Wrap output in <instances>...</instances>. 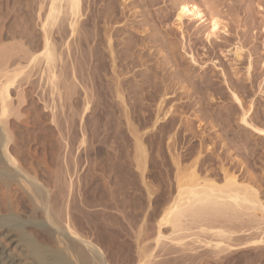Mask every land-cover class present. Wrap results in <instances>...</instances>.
I'll use <instances>...</instances> for the list:
<instances>
[{"label": "rangeland", "instance_id": "obj_1", "mask_svg": "<svg viewBox=\"0 0 264 264\" xmlns=\"http://www.w3.org/2000/svg\"><path fill=\"white\" fill-rule=\"evenodd\" d=\"M13 1H14V3H13ZM49 1L51 2V0H22V2H21V0H18V1L17 0H3L2 2L0 0V26L3 25L2 28L5 26L4 28L6 29V31L4 32V28H3L2 35L0 36L1 40L3 39L0 42V48H2L3 46H6L7 48L6 47H4V49L2 48V52L5 51V53H6L5 56L6 57H7V55L9 56V54L11 55V56H9V57H7L5 59V56L4 55L1 56V53L2 52H1V49H0V56H1L0 58H2V59H0V62H3L2 64L6 65L5 67L9 66V68H6L7 71L9 70L8 73L10 71L12 73L13 72L12 71L13 69H14V71H17L18 69L20 70V68L23 67V66H26V67L28 66L29 67L28 61H26L27 62V64H26V62H24V59H22L25 56L27 57V55H30V56L33 55L32 54L33 53L32 48L34 47V45H32V48L31 47H28V45L26 47V44L28 42L26 41L27 39L24 37L25 36V33H23V32H26V29L28 27H30V29L28 28V31H31L32 33L34 31L36 44L38 45V47H37L36 44H35L34 54L37 55L41 51V47L43 45V41H42L43 39L41 38L42 35H43V33H42L43 31H42V29L40 30V28H41L42 24L44 23L45 17L47 15L46 12H47V10L49 8V5H50V2ZM15 2L17 4L18 3L19 4L17 5ZM20 2L22 3V6L19 7V5L21 4ZM23 2H24V4H25L26 7L24 6ZM81 2H82V0H81ZM182 2H185V3L187 2L189 5H194L195 7H197L202 12L204 18L201 21H198L196 19H188L187 17H183L180 21H178V19H177L178 6ZM62 3H61V7H63V10L64 11H63V14L61 13L59 15V17H58L57 20H59V23L60 22L64 23V24L61 23L60 25H61L62 29L64 30L65 35L68 34V35H66L67 37L65 35H63L64 33L61 34V31L56 30V28H55L56 25L52 29H50V27H49V29L51 30V32H50V30H48V26H46L47 27V30L45 28V32L46 31H49V35L47 34L48 32H46V34L49 37V42L51 41L50 45L53 44V47L56 48V49L54 48V50H55L54 51L55 56H57V55L59 56V54H61L59 57L55 58V62L57 61L56 62L57 64L54 62V67L55 68H53V69L55 71L52 70L54 73L61 72V73H58L59 75L56 73V75H58V77L56 76L58 81L55 80L54 81V84L56 85L58 83L56 86H58L59 84L60 85L61 84H64L63 85L64 88L62 87V85L60 87L59 86L58 87L54 86L53 88H51L52 85H50L49 83H48V85H50V86H47V84H46L45 81L49 82L48 81V79H49L48 76H50V75H48L49 72L47 73L48 70H47V68L45 67V64H44L45 61L43 60V58L42 59L40 58L41 61L39 59V60H37V64L34 63L35 66L37 65L36 68H34L35 67L34 64H33V66L30 64L31 67H29V69H31L30 70L31 73L28 72L29 73L28 75L30 76L31 80H33L32 82L37 81L38 86H37L36 82H35V84H36L35 87L33 86L34 83H33L32 86L30 84H28V83H30V82H28L30 80V78L27 79V82L22 81V80H24L23 78H26L28 76L26 74L27 73V70H28V67H27V69H25L26 68L25 67L24 70H23L24 73H23L22 69H21V71H22V73L24 75L26 74L25 75L26 77L21 78L22 77V74H21V77L19 78V80L20 79L21 80L19 82L20 83L22 82V83L21 84L19 83V86H18V82H16L17 85L14 84L15 87L13 86L10 89L11 90L10 91L11 93L9 92L10 102L8 101L9 102V105H10L9 110L12 111V113L10 111L11 115L9 116L8 119L9 120H13L14 119V121H16L17 116H18L17 114H19L18 118H19L20 121L17 119V122L16 123L19 122V124L21 125V128H20L21 131H18L19 129L18 130H14V131H17L18 133L15 132V133L12 134V136H13V137H11L12 139H14L15 136L17 135L16 136L17 139L15 138L13 140V142L18 141L23 136H26L25 137L26 140L27 139L29 141L30 140H33L32 139L33 137L31 136L32 134H33V136H35L34 138H36V139H34V140H36L35 143L33 141H30V142L28 141L29 143L28 142L26 143L25 141H22V144L24 142L26 143V149L25 150L24 149L21 150L25 146L24 145L25 143L23 144L24 146H22V145L21 146H18L19 149L21 148L20 150H18L19 154H21V155H19V156H21L20 159L21 158H22L21 160L24 159L23 160L24 162L22 161L23 163H26L27 162L26 164H23V165L26 167L27 164H29V161L36 163L37 160L40 158L39 161L41 160V162L38 161L39 164H38V162L36 164H37V167L38 168H40V167L42 168L44 166L45 167H48L49 166L48 163H51L53 161L52 164H51V166H49V167H52V168H47V169H50L51 170L50 171L51 173L53 172L52 176L54 175L53 176L54 179L52 178L51 173H49V170L47 171V169L44 167V171L46 170L45 172H47L46 173L47 174V180L49 182L45 183L46 181L45 182L43 181L45 186L48 184V186H46V187L49 188V190H50V198H51V200L54 197V199L56 201L60 198L59 199L60 202H64V199L61 198V197H65V196L62 194L61 191L58 192L59 188L60 189L62 188V184L60 182L61 181L64 182L65 183V186L67 185V187H68V184H67L68 181L69 182L72 181L69 184H72V186H75V183H74L75 181L74 180H76L78 182V184L76 183V185H77V187H79L80 186L79 184L82 182L81 179L83 178V177L81 178V176L84 175L82 173L85 171V168H87V166H88V169H86L88 172L87 171L84 172V173L87 172L86 173L87 176H86V174L84 176L86 178V180L83 178V180L85 181V183H84V181L82 183L85 186L87 185L86 183H88L89 185L86 186L87 189L83 186L82 188H85L83 190H87L88 193H90V192H92V191L95 190L94 193L95 194L97 193V195H99L98 193L101 192V191H99V186H101L100 187L101 188L100 190L105 189L106 186L103 187L102 185H105L106 182H107L106 185H108L110 191L112 189L111 192L109 191L108 187H107V190L109 192L108 191L106 192V190H105L106 195H108V193H109L111 201H110V199L107 200V198H105L106 196H104V199H105L104 202L107 201V203L106 204L105 203H102L101 206L99 205V207L101 208V209L100 208L99 209L102 210V211H104V215H105L106 218H103L104 217L103 214H102L103 212H100L99 209H98V211L101 213V217H100L99 212H96L97 211L96 209L98 208L97 204H96L97 208H96L95 204H91V205H93V208L90 205L88 206V208H85V211H87V209H88V211L85 212V214H87L86 215V218L88 217V215H89V217H91V219H90L91 221L88 220L89 218H87V219L85 218L86 221L88 220L87 222L89 224V225H87V227L90 226L88 228L91 229V230L89 229L90 230V234H93L94 233L93 230H95L93 228L94 225L91 223L93 221L96 222L98 219H102L105 222V220H106L105 224L101 220L102 221L101 223L104 224V227L105 228L106 227H110V224L113 225V224L117 223V224H115V227L113 225V227L116 228V230H117V227H118V231L119 230L122 231V229L119 228L120 225H122V227L123 228L125 227L124 229H126V232L123 229L124 232H122V233H124V234L122 235V233H120L121 235H120V237H118V240L121 241V242H119V247L123 243L122 246H121V249H120L121 252H122V249L125 250V252H126V250L129 251L128 249H132L131 246L133 247V245H134V250H132V251L135 252V248H136L137 250H136L135 253H138L139 250L142 251V249L144 248V250H143L144 254H146L145 251H147V250H148L147 251V254H148V252L150 253L151 250H149L148 248L153 249V248H151V246L153 245V247H154V245H155V243H154V241H153L152 238L155 236V233L157 231L156 228H155V226L157 225V221H158V218L157 217L160 214V212H158V211L161 210V208H162V206H161L162 204L161 205L158 204V206L160 205L161 208H159L157 206V204H156V210H158V209L159 210L157 211L158 214H157V212H155L156 216H155V214L153 215V217H155L154 220H156V221H153L152 214H150V213H154L153 211H155L154 210L155 209V205H154L155 200L158 201V199H159V202L160 203H163L164 200L167 201L166 200V199H168L167 196H169L171 198V194H172V198H173L174 197L173 195H175V193H176V189H175L176 185L175 184H177L178 181L182 179V178L181 179L179 178V175L182 174L184 176V178L182 180H184L186 178L185 176H187L186 173H189L188 170H187V168L189 166L192 167L191 165H193L196 162V160H197V162H196V165H195V168H196L195 171H196V174L198 173L197 174L198 178H200L199 176H202L204 170L205 171L207 170L206 172H208V174L203 175V177L201 178V180L202 179L204 180V176L208 177V175L211 174V176L208 177V178L210 179L212 177L213 178V179L211 178L212 182L213 181H216L218 183L217 184L218 186L220 184L222 185V182H223V180H222L223 179L222 178L223 176L222 175L223 174H222L221 171H219L220 170V165H221V170H225L226 171V169H227V171H226L227 173H229L228 171H230V169H231V171L233 170L232 171L233 172V175H235V177L237 178L236 180L238 182H240V180H241V182H242L241 185L243 184L242 186H244V184L247 181H248L247 182L248 185H247V183H246V185L248 187L250 186V184L253 183V189L256 191V193L258 191V190H256L257 189V186L256 185L260 184V185H258L259 186L258 187L259 188V191H258V195L259 196L257 195V197H259L258 198L259 201L261 200L260 201L261 202V205L264 208V134H259L258 132H256L252 128V127L258 128V129H260V130L262 129L264 131V0H83V2H82L83 4L81 3V5H82V7H83V9L85 11L81 9L82 7H80V11H81L80 13L82 14V12H83L82 17L83 16L84 17H87L88 16V18H90V19L92 18L91 21L93 20V18L95 16L94 21H95V24L97 26L96 29H97V31H99L98 35L100 36V39L102 41L104 40V42H105V40H106L104 38L102 39L101 35L103 36L105 29L108 28V25L111 26V27L109 26L110 28H112V27L114 28L115 27L116 29H118V34L117 35L114 34V30H111V34H110V36L112 35V40L111 41L114 43V47H116L115 46V43L117 44L118 40H123V39L127 40L128 39L127 40V43H128L129 41H131L132 38L134 39V40L132 39V42H130L132 44L129 43L130 44V46L128 45L129 47L127 46V43L120 45L121 49L118 46L117 47L118 50H117V52L115 51V53H116L115 55L116 56H119V55H117L118 53L122 54V47H125V49L123 48V54H124V51L127 48H128V50L130 48L132 49V50H130V52L132 54H129V51H127L128 53L125 51L126 53L124 54V56L126 55V56H131L132 57V59H133L132 61H131V57L128 59L129 62L131 61L129 64H133V65L135 64V67L137 65V67L134 68L135 69L134 71H136V75H137V78L136 79L137 80L134 79V78H132L131 79L132 81H130V84H132L133 87H134V85L140 86L141 83H142V82H140V80L143 81V82H145L144 81L145 78H146V80L148 79L147 80L148 83L145 82L146 85L144 86L145 89H144L143 92H146V89L148 88L147 89V92L150 94V97H149V94H148V96L146 95L147 96V100H148L147 101L146 100V96H145V94H147V92L145 94L143 93V96H141L142 91H141V94H140V89H138V88L136 89V86H135V89L139 91L138 93L140 94L141 97H139L137 95L136 96L137 99H136V97H133V95H132V99L133 100L131 99V96L128 97V99H130V100H128L127 105L130 106L131 103H134V98H135V100H136V102H135V104H136L135 105V108L136 107L138 108V109L136 108V110H139L140 105L142 106V104H143V106H145L144 107L145 109H142L143 106L140 108L141 109V110H139L140 113H144V111L146 110L147 113L145 112L144 114H146L145 116H147V114L149 115L148 112L151 111L150 112V114H151L152 113V110H153V113H152L153 115L151 114L150 117H149V119H150L149 120V123L152 120L154 121V119H155L154 118V115H155L154 113H156L157 108H161L160 110L162 112L161 113L160 110H159L158 111L159 113L157 112L159 115H157V113H156V116L159 119H161L160 118L161 117L160 115H163V112L166 110V108H167V110H170V112H172L173 110H175L176 113L174 111V113H173L174 115L173 114L172 115H173V117L177 118L176 119V123L178 121L179 116L183 114L179 118L180 119L179 120L180 122L178 121V123H177V124H180V125H177L176 124L177 125V128L175 127L177 130H181L178 133L180 135L177 134L178 131L175 128L173 130H176V132L175 131L173 132L172 130H169V128H164V130H163V133L165 131L166 132L168 131V133L170 132V134L173 132L174 133V136H175V134H177L176 135V138L173 136V140H172V135L167 134V136H165L166 135V132L163 135V133H161L162 129L159 130L161 127H163V122L164 121H161V122L158 121V123L161 125L159 127V129L158 128L156 129L157 132H160V134L158 133V135H157V133H154V132H156L155 131V128L159 126L158 123L153 127V129H152V127L151 128H147V127H149V123L146 124V125H148V126L145 125L146 126V129H148L147 130L148 132L147 131H145L144 133L142 132L141 129L143 128V126L140 127V128H138V134L141 133L138 136L141 137L140 139H142V138L144 140L146 139L145 140L146 141L145 143H147V145H149V148L151 147L150 150L147 147L146 150L148 149V151H146V152H150L151 155L149 153H147L150 156L149 155H146L145 156L144 165H145V163H147V164L145 166H142V165L139 166L140 167V169L138 168L139 169V172H137L138 171V169L136 168L137 165L133 161V163L135 165L132 163L131 169H133V168H135V169L134 170H130L132 172L126 171V173L128 172L127 174L124 173V171H125V169L127 167L124 166L123 164H124L125 160H129V158H130V156L132 154H133L132 157H134L135 156V153H133V150L130 149L131 152H132V154L130 153V150H128L129 152L127 154L125 153V157L122 156L124 154V149H122V148H124L122 145H125L124 140H121L120 141L119 140L120 138H118V140H115V143H116V141H118V143L115 144L114 145L115 147H114L113 146V142H114L113 139H111L110 137H108V138H110L112 140V142H110L112 144L108 143L110 140L109 141L107 140L106 141L107 143H106V142H104L105 140H103V136L100 137L102 135V134H100V135H98L99 137L97 138L98 141L99 140L101 141V138H102L103 141H101V143L102 142L105 143L104 146H103V143L101 144V143H99L97 141L100 145L103 146V147L100 146L101 149H102L101 150L98 143L95 144V145H92V143L93 144L96 143V140L97 139L93 140V136L92 137L89 136V135H91L90 130L87 129L88 130L87 131L86 130V127H85V133L87 134V135L84 134V136H85L84 139L86 141L85 146H87V148H90V146H91L90 149L92 150L91 151V154H89L88 157L90 158L91 161H93L92 162L93 165L96 163L95 166H92L93 167L92 168V167H90V165H92V163L91 162L89 163V161H87V159L89 160V158L87 157V155L89 153L88 149H86V151H88V153H86V151H81L82 153L81 152L80 153L82 154V156L80 154V157H79V154L78 153H79V151L81 149H78V150L76 149L77 148L76 142L78 143V141H79L78 140L79 137H77V139H76V136H79V135H75V134L73 135V133L76 130L73 132L74 127H73V129L71 128L72 129V131H71L72 133L70 135L69 132H70L71 129L68 130V128H70V127L69 126H65V125H68V123L70 125V122L71 121L68 120V117L71 116L72 118L69 117V119H73L74 120V118H75L76 115L75 116L73 114L71 115V113L69 115V112H72V110L71 109H68L69 112L66 110L68 108V105H69V102L68 101H67V108H65L66 107V105H65L66 104L65 103L66 102L65 101V97L66 96L65 95H62V94L66 90L67 83L65 84V83H63V81L68 82L69 85H72V84L74 85L75 82L76 83L78 82L77 84H75L76 86L79 85V86H77L76 90L79 87V89L77 90L78 92H79V90L81 91V93L83 92V90H84V92L86 91L85 92L86 95L83 92V95L85 97L82 94L79 93V96L78 97H80L79 98L80 99V103L78 101L77 107L81 106V108H82V105H80V104L83 103V99L84 98L86 99L88 97V93L89 92L92 93V89H90L91 91H89V87H91V86H88V82L87 81H86L87 83L86 82H81V80H80L82 77H83V81L86 80L85 79V76H84L85 75L84 73H86V70L83 69V71H82V68L84 66V63L87 62V60H86L87 59V56H86L87 55V50L86 51L84 50V49H87L86 48V45L83 43L84 44L83 45V49H82V46H81L80 49H78L77 51H75L76 53L74 52V48L73 47L75 46V44L73 43L72 37L69 36V32L70 31H67V28H68V30H70V28L68 26V22L70 23V21H71L70 18L71 17L69 16V14L66 13V10L64 9L65 2H64V4H62ZM8 4H10V5H8ZM27 4H28V6H27ZM18 7L21 10H19ZM39 7L42 8V9L41 10L39 9V11H38V8ZM23 9H24V14H23ZM14 10L16 12L18 10L19 11L16 13ZM89 11H91V13H90L91 16L88 15ZM92 12H93V14H92ZM64 13L66 15H64ZM20 14H21V16H20ZM25 15L26 16L28 15L27 18H26L28 20L27 22H26V19H24V17H26ZM62 15L64 17H66L64 19V21L62 19V18H64ZM99 15L102 17V19H103V15H105L104 16V20H105V17H106V20L104 22V25H103V21L104 20H102L101 17L98 19ZM67 16H69L70 18L67 17ZM107 16H109V18ZM84 17H83V19H85ZM20 18H21V20H20ZM68 18H69L70 21H68ZM29 19H30V21H29ZM107 19H111L112 21L111 20H107ZM42 20H43V23H40V22H42ZM96 20H97V22H96ZM212 20H216L218 22V25L216 26V28L214 30L212 29ZM19 21H21V22H19ZM94 21H92V22H94ZM98 21H99L100 24L98 23ZM88 22H90V20H88ZM92 22H90V23H92ZM16 23L19 24L18 25V28L20 26H21L20 28H22V26H23L24 29L23 28L22 29L19 28L21 31H18V28L14 26V25H16ZM107 23H109V24L107 25ZM24 24H27V25L30 24V26L25 27ZM63 25L65 27H63ZM12 26L15 27L14 30H13V27ZM99 26H100V28L98 29ZM10 29L12 30V32L9 31ZM17 31H18L19 34L17 33ZM56 31H57V33H56ZM8 32H10V34ZM13 33H16L17 35L16 34L15 35H11ZM23 34H24V36H23ZM55 34H58V35L56 36ZM113 34L116 35V37L114 36L115 39H113ZM130 34H131V36H130ZM18 35L20 37H18ZM59 35H60V38H59ZM133 35H135V37H132ZM21 36H23V39L25 38L24 39V42H26L25 44L23 42V39H21L22 38ZM128 36L130 37V39H129ZM19 38H20L21 41L18 40ZM62 38H64V40ZM71 39H72V42H70ZM19 41H20V43H22L25 46L26 49H24V46H22V44L19 45L20 44ZM37 41H39L41 43V46H40V43L39 42L37 43ZM99 41L100 40L98 39V42ZM102 41H100V42H102ZM67 42L69 44L70 43L73 44L74 46L72 47V45L71 44L70 45L67 44ZM104 42H102V44H104L103 46H102V44L100 45V46H102V48L100 47V49H103L102 50L103 53L106 52V50H104V48H105V45H107L106 42L105 43ZM112 42H111V44H112ZM14 43L16 45H14ZM9 44L13 48L10 47ZM68 45H69V50H68ZM84 46H85V48H84ZM36 47H37V49H36ZM133 47H134V49H133ZM171 47H172V50H171ZM39 48H40V51L38 52ZM6 49H9L8 50V53L6 52ZM11 49H12V51H10ZM17 49L18 50H21V51L18 52ZM23 50H27V51H25V53H27V54L26 55L24 54L22 56V51ZM35 50H36V52H35ZM52 50H53V48H52ZM80 50H82V51L80 52ZM120 50H121V52H120ZM29 51H31V53H29ZM68 51H69V53H71V54H69L70 57H68ZM236 51L238 52V56L235 55L236 54ZM85 52H86V55L84 54ZM171 52H172V54L174 53L173 54L174 56L171 55ZM17 53H18V55H19L20 58L18 57ZM23 53H24V51H23ZM79 53L82 54V57L80 56L81 54H79ZM62 54H63V56H62ZM106 54H108V55H106ZM127 54H129V55H127ZM20 55L22 56V58H21ZM71 55H72V57L76 56V60H75V57L72 58ZM83 55H85L86 57L83 56ZM104 55H106L105 56L106 59H107V57L109 58L108 50H107V52ZM30 56H28V59H29ZM139 56H140V58H139ZM77 57L80 58V59H77ZM59 58H61L60 59L61 61L58 62V59ZM81 58H83V59H81ZM84 58H86L85 61H81V60H84ZM28 59L26 58L25 60H28ZM73 59H74L75 62L72 63L71 60H73ZM106 59H105V61H106ZM5 60H6V64L4 63ZM78 60L81 61V62L79 63ZM107 61H109V63L106 62V64L108 65V67H110L109 68V71H110V69H111L110 59H107ZM82 62H83V64H82ZM121 62L124 63L123 61H121ZM74 63H75V65L73 66ZM77 63H78L79 66L77 65ZM119 63L118 64L116 63V65L118 66V65L121 64V63L120 64ZM160 63L163 64L161 70H163L164 73H163V71H161L160 69H158V65H161ZM80 64H81V67L82 68L80 67ZM109 64H110V66H109ZM77 66L79 68H81V69L77 68ZM32 67L34 68V70H33ZM44 68H46L45 70H46V73L47 74H45ZM72 69L73 70L75 69L74 72H72L73 71ZM117 69H120V68H117ZM145 69H146V71H145ZM76 70H79V71H76ZM41 71L43 72L41 74H44L45 76L48 75V76H46V78H45L44 75H40L39 73ZM140 71H141V73H140ZM62 72H63V74H62ZM75 72H76V74H75ZM81 72H82L83 76H82ZM11 73H9V74H11ZM33 73H34V76H33ZM137 73H140V74H137ZM71 74L74 75L73 77H74L75 82H74L72 76H71L72 79L70 78V75ZM107 74L108 75H107V77H105V79H108V77H110L109 73H107ZM146 74H148V75H146ZM157 74H159L158 78L157 77H153L154 75L156 76ZM38 75H39V77H38ZM63 75H65V76H63ZM59 76H60V79H63V81H61L59 79ZM42 77H44V79H42ZM61 77H63V78H61ZM159 77H161V78H159ZM38 78L41 79L40 82H38L39 81V80H37ZM66 78H68V79H66ZM155 78H156V81L158 79V83H159L158 85H157V82L156 81H155L156 83L153 82V80ZM159 79H162L163 81L164 80L166 81V79H167V81H168V82L166 81L167 85H168L169 82H171L170 84H173V82H174L175 85H173V86L170 85V87L173 90L170 87L167 88V89L164 88V85H165L164 82L165 81L163 82L161 80L162 83H160V80ZM79 80H80V83L81 84L79 83ZM17 81H18V79H17ZM70 81H72L74 83L71 82L72 84H70ZM59 82H61V83H59ZM132 82H134V85H133ZM82 83L84 84V87H83V84ZM160 84H162V85L164 84L163 87L160 88L159 87ZM80 85H82L81 87L84 88L83 90H82V88H80ZM147 85H149V86L146 87ZM162 85H160V86H162ZM185 86H186V88H185ZM152 87H154L153 88L154 93H153V91L151 89ZM158 87L160 88V90L163 89L162 91H160V93H157V92H159V90L157 89ZM34 88H36V89H34ZM50 88L52 89V91H50L51 90ZM59 88L62 89L61 91L63 93L59 91ZM168 89H170V91H168ZM26 90H28V91H26ZM87 91H88V93H87ZM27 92H28V94H27ZM55 92H56V94H55ZM168 92H169V94H168V96H166ZM58 93L60 94L59 96H61V95L63 96V98L61 96V98L63 100L60 97H58ZM65 93L67 95V90H66ZM47 94L50 96V98H49V96ZM131 94H129V95H131ZM155 94L156 95L158 94V97L157 98L160 100L159 101L157 99L159 101L158 103H156V100H154V101L152 100V99H156V96H153ZM51 95L54 98V100L51 97ZM80 95H82L83 97L80 96ZM151 95H152V98H151ZM160 95H162V97ZM163 95H164V97L165 96L167 97L166 100L169 99V101L166 102L167 104L165 102H162L161 103V101H163V99H164ZM41 96L43 97V99H42ZM26 97H27L28 100L26 99ZM142 97H145V100H146L147 103L144 102V100H141ZM31 98L34 99V100H32L33 103L30 101ZM89 98H91L90 97V94H89V97L87 98V100ZM148 98L149 99L151 98V99L149 100ZM138 99L141 100V102H144V103H142V104L139 103L140 101H138ZM18 100L20 102H17ZM52 100H53V103H52ZM87 100H84V101H87ZM125 100L127 102V96H126ZM59 101L61 103H64V104L59 103ZM150 101L153 102V103L155 102V104H153L154 105V109H153V105H152V103H150ZM16 103L18 105V108H17ZM137 103H139V104L137 105ZM145 103H146V105H145ZM150 104L152 106H150ZM156 104L157 105L159 104V105L157 106ZM165 104H166V106H165ZM170 105L174 109L172 107L171 108L170 107H167V106H170ZM32 106H36L37 108L36 107H33L35 109H33V110L32 109H29ZM55 106H56V108H55ZM148 106H149V108L146 109V107H148ZM164 106H165V108H164ZM43 107H45V108H43ZM52 107L54 108L53 110H52ZM16 108H17V110H16ZM76 108H74V110ZM81 108H79L80 109L79 111H81ZM14 109H15L16 112L14 111ZM25 109H27V110H25ZM60 109H62L63 113H62V111ZM162 109H165V110L162 111ZM34 110L36 111V113H38V111H39V113H38V119L35 118L37 116V114H35V111ZM79 111H78V108H77V112L78 113H79ZM141 111H143V112H141ZM18 112H20V113H18ZM53 112H56L55 115L57 117L55 115H54V117H49L50 115L53 116ZM67 112H68V114H67ZM14 113H15V115L13 116L12 114H14ZM29 113H33V115L32 114L28 115ZM243 113L245 114L244 118H245V120L247 121L248 124L242 123L240 121L241 118H242L241 116H242ZM170 114H168V115H170ZM31 115H32V118L34 117V115H35V117L32 119V118H30ZM41 115L43 116L44 119L41 118L42 117ZM117 115H119V114H117ZM28 116H29V118H28ZM66 116H67V122H66V119H65ZM46 117L47 118H51V119H46ZM77 117L78 116H76L75 121H76V119L78 121V118ZM152 117H153V119L151 120ZM184 117L186 118V120H185ZM10 118H12V119H10ZM52 118L54 119V122L56 121L55 118H57V121L58 120L59 121H58V123L56 121V123L60 126V122H61L62 127L60 126V128H59V126L57 125V126H55L56 127L55 128L54 125H56V124L52 121ZM90 118L91 117L89 116V119ZM41 119H43V121L49 120V122L48 121L45 122V125L46 126L44 125V122L41 121ZM147 119H148V117H147ZM181 119L183 121H181ZM27 120H29V121H27ZM34 120H36V122L41 121V123L39 122L40 124L37 123L38 124L37 128L35 126L36 123H35ZM50 120H51L52 125L50 124ZM21 121H23L22 122L23 124H21ZM26 121H27V123H25ZM31 121H34L33 123L35 125H31V124H33ZM184 121H186L187 124L189 122L191 125L188 124L189 125L188 126ZM65 122L67 124H64ZM181 122H183V124H182L183 126L181 125ZM184 123L187 125L188 128L191 129V127H192L193 133H192V129L190 131H187V132L182 130V128L184 127ZM76 125L77 124H75V129L77 128ZM7 126L9 127V125H7ZM40 126L42 127V130H43L42 132L38 128ZM51 126H53V127H51ZM145 126H144L143 130L145 129ZM23 127L25 129H23ZM41 127H40V129H41ZM50 127H51V130H50ZM57 127H58V129H57ZM179 127L180 128L182 127V128L179 129ZM54 128H55V130H54ZM36 129L39 131V133H38V131ZM59 129H61V130L59 131ZM139 129L141 130L140 133H139ZM45 130H46L47 133L45 132ZM52 130L56 131L55 138H54V134H52ZM66 130H68V131H66ZM182 131L184 132V134H183ZM30 132H32V134H30ZM34 132H36L35 135H34ZM87 132H89L90 134H88ZM185 132H186V135L191 134V133H192V135L193 134L195 135V133H197V135L195 136V138L192 135H190V136L188 135L189 136L188 137V136L185 135ZM67 133H69V134H67ZM76 133L78 134V132H76ZM142 133L144 134L143 137H142ZM151 133H154L155 136L157 135L156 137H158L159 140L158 139H155L154 137H153L154 140L153 139L150 140V138H152L151 136H154V134L153 135H149ZM28 134H30V135L28 136ZM39 134H41V135H39ZM42 134L45 135V136L43 137ZM20 135H22V136H20ZM36 135H37L38 138L36 137ZM51 135H52L53 138L51 137ZM183 135H185V137H187V138L190 139V143H191V145L193 146L194 149L193 148H192V150L190 149L191 145L189 143V140H186V143H185V139L186 138L184 137V140H183ZM27 136H28V138H27ZM30 136H31V139H29ZM69 136H70V138H69ZM72 136H74V137H72ZM149 136H150V138H149ZM161 136H162V138L165 136L164 139L166 138V140L163 139V141H162ZM180 136H181V138H180ZM87 137H89V138L91 137V138L88 139V141H87V139H86ZM40 138L43 139L42 144L40 143L41 142V139ZM68 138H69V141L71 140L70 142L67 141ZM148 138H149V144H148V141H147ZM170 138H171V140H170ZM177 138L180 139V142H179V140H177ZM44 139L48 142L47 144L49 145V149L52 148V147H50V144H52L51 142H53V140H54V143H53L54 147H53V149H50V150H52V152L51 151L48 152L49 151V149L47 148L48 145L46 144V142H45ZM72 139H74L75 142H73ZM104 139H107V137H105ZM143 139L141 141L143 142L142 144L145 147L146 144L144 143ZM175 139L177 141H175ZM49 140H51V141H49ZM155 140H157V141H155ZM150 141L151 142L152 141L153 142H156L155 143L156 145L153 144V143H151ZM158 141H160L161 144H159ZM164 141H167V143L164 142ZM55 142L57 143L56 146L59 145V147L60 146L63 147V148H61L60 151H59L60 148L58 147L57 148L58 152L56 150ZM121 142H122V144H121ZM187 142H188V145H186ZM202 142H205V144L208 147L206 145H203ZM63 143L64 144L66 143L65 144V147H64ZM88 143H89V147H88ZM150 143L153 146H151ZM163 143H164V146L165 147H167V146L169 147V144L170 143H172V146L170 145L169 148L168 147L165 148V147L162 146ZM173 143H174V145H173ZM28 144H29V146H28ZM33 144H34V146H33ZM68 144H72L71 146H74L73 148H75L73 150L74 151L73 155L75 157L74 158H71L72 159L71 161H70V157H73V155L70 156V154L73 151H72V147L68 146ZM106 144L111 145L110 148H109V146L106 147L107 150L105 149ZM120 144H121V146H119ZM158 144L162 147L161 150L159 149L160 146ZM175 144H176V146H175ZM200 144H202L203 146L201 145L202 147H200ZM12 145H14V144H12ZM37 145H41L40 146L41 147V150H40V147L37 146ZM42 145H43V147L44 146H46V147H44V149H43L44 151L40 153V151H42V148H43ZM66 145H67V147H66ZM116 145H117V148L118 149L121 148L123 151H121V149H120L121 152H118L117 151L118 154L116 153V155H115L114 154L115 152L113 150H114V148H115V150H117L116 149ZM154 145H155V148L157 149V151L159 150L158 153L160 154V156L159 155H154L157 152V151H155ZM188 146H190V147H188ZM204 146L206 148H208L209 151L206 149V151L204 153H202V150H200V149H203V151H204L205 150V147ZM29 147H30V149H29ZM68 147H70V153H68L69 152ZM111 147H113V148L111 149ZM171 147H172V149H171ZM174 147H176V148L174 149V151H172ZM182 147H186V148H184V150H182ZM27 148L29 150H27ZM34 148L36 150L39 149L40 151L39 150L36 151ZM95 148L97 149V152L99 150L102 153H100V152L93 153V150L96 152ZM103 148L108 153H106ZM108 148H109V150H108ZM152 148H153V151H152ZM195 148H197V149H195ZM54 149L56 150V152H55ZM187 149H188L189 152H191L193 150H194V152H196V150H198V151L200 150L199 152H201L202 155H199L200 153L199 152H196V154L197 153L198 154L196 156H193L194 153L192 154V152H191V154H192V156H191L188 151H185ZM26 150L29 151V154H28V152ZM33 150L36 151L37 153L39 152L38 154H36V152H35V154L38 155V157L42 155L41 157H43V159L41 157L38 158L34 154V151ZM162 150H164V151H162ZM170 150L172 152H168ZM30 151L33 152L32 155H35V156H32L31 157L32 160H29V158H30L29 156H31V152ZM45 151L47 153H45ZM64 151L66 152L65 154H64ZM175 151L178 152V153H175ZM75 152H77L78 156H77V154ZM111 152H113L112 153V155H113L112 158H110L111 156H109V154L111 155ZM162 152H164V154ZM185 152H186V154H184ZM44 153H45V155H44ZM105 153L108 154L107 157L109 159H106ZM22 154H23V157H22ZM24 154H25V156H24ZM51 154L53 155L52 157H54V156L56 157L57 156L56 158L58 160L56 158L50 157L51 162H49V159L47 157L48 156H51ZM85 154H87L86 155V158H87L86 161H85V158H84L85 157ZM101 154H102V156L99 157V155H101ZM172 154L174 155V157H173ZM177 154H178V156L180 155L179 159L177 158ZM187 154H189L190 156L187 155ZM118 155L120 156V159H119V156ZM126 155L129 158H127ZM161 155H162V157H161ZM27 156H28V158H27ZM76 156H77V159H76ZM114 156H116V158ZM157 156H159V157H157ZM197 156H199V158ZM200 156H201V158H200ZM24 157H26V158H24ZM132 157H131V159H133ZM35 158L37 160H34L33 161V159H35ZM61 158H63V159H61ZM65 158L66 159L68 158V161L69 162H67V164H65L66 161H67ZM97 158H99V160ZM136 158L140 159L137 155L135 156V159ZM172 158H174V161L175 162L172 160ZM194 158H196V159H194ZM203 158H204V161H203ZM26 159H28L29 161L28 160L25 161ZM82 159H83V163L82 164L85 163L84 165H81V163H80L82 161ZM116 159L117 160L119 159L120 160V163L123 161V159H125L124 162L122 163V167H120L122 170L124 168V171H122L119 167H118V170L113 169V168H116L117 166H119L118 164H120L118 162L119 160L117 161ZM175 159H178V160H175ZM207 159L210 160V163L209 162H207V163L205 162V160H207ZM75 160H76V163L74 162ZM77 160H78V162H77ZM94 160L96 161L95 163H94ZM101 160H102V165H103L104 169L105 170L107 169V171L102 170L103 167L100 164ZM109 160L110 161L113 160L112 163H111V165H110L112 171H111L110 167L107 168L109 166L108 163H110ZM171 160L173 161V163H172ZM199 160H200V164L202 162V164H201L202 167H204L203 162H205V164H206V166L204 167L205 169L202 168L201 166H198V165H200V164H198L199 163ZM44 161H46V162H44ZM60 161L63 163V166H62V163H61V166L62 167H66L68 170H69V167H70V171H68L66 168H65V170H63L64 168H62V170H63V173H62L61 172L62 170H58V168H57L58 165L56 166V164H60ZM106 161H108V162L106 163ZM176 161H177V163H176ZM43 162L44 163H47V164H43ZM70 162H73V163H71L73 165H71ZM178 162H181V164L180 163L178 164ZM189 162L190 163L192 162V163L190 164ZM40 163L42 165H44V166H42ZM74 164H77V165H74ZM99 164H100L101 168H100ZM106 164H108V165L105 168ZM114 164H116V167H115ZM156 164H158V165H156ZM208 164H211L212 166L211 165H208ZM52 165L54 166V168H53ZM67 165H68V167H67ZM133 165H134V167H133ZM239 165H241L240 166L241 168L239 167ZM61 166L59 165V168ZM79 166H80V168H83V169H81L82 171L79 170ZM97 166H99V168ZM120 166H121V164H120ZM174 166H175V169H174ZM89 167L92 168V169H95V171L93 170L95 172V174H96L95 180H94V176H95L94 175V172L92 171V169H89ZM142 167H143V175L142 174L141 175L143 176V178H142V176L140 177V171H141ZM154 167H156V168L154 169ZM184 167L186 168V172H185ZM190 167L188 168L189 170H190ZM41 168L40 169H37L38 171L40 170L39 173H37V178H39L38 175H40V178L39 179L42 182V180L44 178H45L44 180H46V175H45V172L42 170L43 168L42 169ZM144 168H145V171H144ZM201 168H202V170H201ZM56 169H57V172L55 171ZM96 169H98V170L96 171ZM181 169H182L183 173H181L182 172ZM41 170L43 171V173H42ZM52 170H54V171H52ZM66 170H67V173H66ZM76 170L78 171V173H76ZM101 170H102V173H101ZM235 170L237 171L236 174H235V172H236ZM79 171H81V172H79ZM90 171H92L93 174H92V172L90 173ZM99 171H100V173L102 175L105 174L106 177L108 175V172H109L110 175H108L107 179L105 177L106 180H103L105 175L102 176L99 173ZM157 171H158V173H157ZM177 171H179V172L181 171V172L179 173ZM205 171H204V173H205ZM246 171H247L248 174L246 173ZM106 172H107V174H106ZM113 172H115V173H113ZM200 172H201V174H200ZM232 172H230V174ZM40 173L42 175L44 174L45 177H44V175L42 176ZM116 173L119 174V175H120V173H121V175L124 174L123 179H124V177H126V178H129L130 177L131 180L134 183L132 184V182H131L130 179H126L125 178L124 180L125 181L127 180V181L131 182L130 184H132V185H129L128 184L129 182H127L126 183V187H124L125 186L124 185L125 184V181H124L123 184H121L123 182L122 176L121 175L119 176ZM131 173H133V175H134V173H137L135 175L136 178H135V176L133 178V175L130 176ZM141 173H142V171H141ZM63 174H65V175L62 176ZM75 174H76V176H75ZM98 174H99L100 177H102L103 182H102L101 178L99 179V177H97ZM128 174H129V176H128ZM157 174H158V176H157ZM175 174H177V176ZM212 174L215 175V177ZM48 175L51 178H48ZM59 175L62 176L60 182L58 180L60 178H57ZM68 175H70L71 177L68 176ZM88 175H91V178L93 177V180L94 181ZM239 175L242 176V179H240L241 177ZM41 176L43 178H41ZM55 176H57V177H55ZM78 176L80 177V179H79ZM109 176H110V178H109ZM250 176H251V178H250ZM63 177H64V180H62ZM68 177H70V178H68ZM77 177H78V180H77ZM113 177H116L115 178L116 181L113 182V183H114L115 186L118 185L117 186L118 188L114 186V189H113V187H112L113 183L108 184L109 181L111 180V178H112V181H114ZM238 177H239V179H238ZM252 177H253V179H252ZM87 178H89V182H88V179ZM108 178H109V180H108ZM119 178H121V179H119ZM141 178H142V180H145V181H141ZM208 178H205V180H209ZM249 178L252 180V182L250 181ZM49 179L52 180V181L50 182ZM55 179H57V182H59L61 184V186L57 182L54 183ZM65 179L68 180V181H66ZM216 179L219 180V182ZM79 180H81L80 183H79ZM118 180H120L119 181V184H118ZM92 181H93V183L90 185V182H92ZM95 181L96 182H99L100 184H98V186H97L96 185L97 183ZM220 181H221V183H220ZM243 181L244 182L246 181V182L244 183ZM255 181H257V184H256ZM43 182H42V184H43ZM116 182H117V184H115ZM216 182H214V183L216 184ZM249 182H251V183H249ZM137 184H138V186H137ZM143 184H145L147 187L145 185L144 186H141ZM149 184H151L150 185L151 186V190L153 189V191L150 190ZM161 184L165 185L166 188L164 189V187ZM54 185H56V187H58V189L56 187L54 188ZM133 185H135V187H137V188L134 189L135 187ZM155 185H157L158 187L156 188ZM172 185H174V187H172ZM50 186H51V188H50ZM65 186H64V188H65ZM96 186L98 187V189L96 188ZM129 186L132 187V189ZM67 187L65 188L66 190H67ZM77 187L76 186L75 187H71L73 189V192L74 193L71 192L72 190L69 192L70 193V196H69V193H68V196L70 198L71 197L74 198V195L73 194H75L76 190H78ZM122 187H123L124 190L121 189ZM139 187L140 188L142 187V189H139ZM167 187L169 188V190H168ZM250 187H252V185ZM74 188H75V191H74ZM91 188H92V191H91ZM125 188H129L132 191V193L130 192L129 189H128L129 191H127V189H125ZM146 188H147V190H150V192H148L150 194L149 197H147V195H146L147 194ZM155 188H156V190H155ZM51 189H53V190L51 191ZM133 189L135 191H137L136 192L137 194H136L135 198H134L135 191ZM122 190H123V192H121ZM138 190L141 193V195H140L141 198L139 197ZM154 190H155V192H154ZM159 190H162L164 192L166 190L165 193H167L169 191L170 194L168 192L167 195H166L165 193H163L162 191L160 192ZM54 191L55 192L57 191L56 194H55ZM124 191H125V194H124ZM157 191H158V193H157ZM260 191H262V194H259ZM51 192L54 193V194L51 195ZM120 192H121V194H119ZM142 192H144L146 194L143 195ZM152 192H154V194ZM171 192H173V193H171ZM71 193H73V194H71ZM110 193H112V194H110ZM115 193H117V195H118L117 197H115ZM126 193H128V194H126ZM76 194H77V192H76ZM129 194H130V196H132L131 197L132 200H126L127 197L129 198V196H128ZM163 194H165L166 197ZM119 195H120V198H118ZM162 195H163V197H162ZM19 196H21V195L19 194ZM121 196H122V201L120 200L121 199ZM261 196H262V198H261ZM55 197H57L58 199H56ZM144 197L146 199L148 198L149 200L148 199L147 200L146 199L144 200ZM22 198H24L25 201L24 200L22 201V199H21L20 201L18 200L19 201L18 203L15 202V200L12 201L13 199H15V197L12 198L10 200L12 202V206L9 205L10 206V209H9V206H7V204H6L5 206L7 208L4 207V209H2L5 212L1 210L2 215L0 214V216L3 217V220L6 219V216H7V218H9V216H10L9 220L6 219V221L10 222L11 225H14L15 224V226H16L17 219H18L17 223H19V219L25 221L24 222L25 224L23 222H22V224L21 223L17 224V226L18 225L20 226V224H21V226L24 225L22 227V229H20L21 227L19 228V226H18V228L21 230V232H20L19 229H17V227H15V226H13V227H14V232H15L14 235H17V234H18V236L21 235V234L23 235L22 232L24 231V236H21V237L16 236V237H18V239L19 238H22V241H24L22 243L23 245L26 243L24 246L27 247V248H25V247L24 248H25V251L28 250L27 251V253H28V252H31L32 249L35 250V249L38 248V246L39 247L42 246L41 244H45L44 241H43V243L41 242L43 240V238L41 237L42 239L40 238L41 239L40 240L38 238V234H35V231H37L36 233H45V232H44V230H43V232H41L42 229H39V228L37 229V226L35 227V225H37L39 222H41L43 220V216H41L40 214H38L39 213V210L36 211V210H34V208H33V210L31 209L32 211L31 210H27L28 206H30L32 203L29 200H27V198L25 196H23ZM112 198H114V199L112 200ZM117 198H118V201L120 200V202L117 201L118 204H121V205H122L123 200L125 199L126 202H123V203H125L124 204L125 205V207H124L125 209L123 208V206L121 207L124 210H122L117 205H114L116 207L113 206V204L115 203L114 201H116ZM137 198H139V200ZM142 198H143V202H145L146 205H144V203L142 205V200H141V203H139L140 199H142ZM160 198H162V199H160ZM163 198H165V199L163 200ZM61 199L63 201H61ZM55 200H54V203H55ZM162 200H163V202H162ZM130 201H131V203L134 202V205L138 208V210L140 209V211H142V215H141V213H139L140 211H138V210H137V212L140 215L137 212H135L136 209L134 211L135 213L134 212L133 213H130V211H131L129 209L130 206H131ZM108 202H110V203H108ZM137 202H138V205H137ZM159 202H156V203H159ZM29 203H31V204H29ZM126 203H129V205L127 204L128 205L127 208H126ZM15 204L17 205V209L15 208ZM26 204H27V206H25ZM51 204H53V201L51 202ZM55 204H57V207H58L62 203L59 204V201H57ZM108 204H112L111 207L113 206L114 209H116V212L117 213L114 212L115 210H111V207ZM13 205H14V207H13ZM21 205H23L24 208H22ZM103 205H105V207H104L105 210L103 209ZM106 205H108V207H109L108 209H107ZM139 205H141L140 208H139ZM55 206L53 205L52 207L54 208ZM142 206L143 207L145 206V208L147 206H149V208L147 207L146 210L144 208V210H145L144 212H145V214H147L146 216L143 213V209H142L143 207ZM220 206L221 207H219V208L217 207L216 208V210L218 211V213L221 211V214L219 213L220 215L216 213V210H214L213 213L210 210H207L208 213L210 212V215L209 216L212 215V218H210L208 216L205 217V214L208 215L207 211L206 212L205 211L204 212L202 211V213L199 212L197 214L199 216V218L198 217H195L197 219L194 220L193 223H192V220H191L192 218H190L189 216L188 217L185 216L183 218L184 222L182 221V226L185 227V229L187 228L189 230L185 231L183 229L181 232H175L177 234L174 233L173 234L174 236L169 233L171 231L170 228L169 229L168 228H162L161 231L163 233L162 232L161 233H162L163 238L160 239V242H159V245H161V247L159 246V248L157 250H159V249L163 250L164 249L165 251L163 250V252H161V253H160L161 250L159 251V253L157 251H154L152 253V256L150 257V259L149 260L147 259V261L152 260L153 262L151 263V261H150V263L148 262V264H155V263L156 264H160V263H162V264L164 263L165 264V261L166 260H167L166 263H168V264H171V263L178 264V262L180 263V261L181 260L183 261L184 259H188V263L191 262L190 264H193V263L194 264H199V263L200 264H208L210 261L212 263H214V264H264V244H248V243H251L254 240L256 241L257 239L258 240L261 239L262 240V243H264V234H263L264 233V217H263L262 212L260 213L259 211H257V213H258V215H257L253 211H247L246 210L247 212H245V210H244V212H242L243 209L241 208V212H242L241 213L240 210H239L240 208L238 209L235 206L234 207L229 206V209H228V206L225 207L226 205H220ZM11 207L14 208V211H13V209ZM32 207H34V206L32 205L29 208H32ZM61 207H62V205H60V208ZM89 207H90V209H89ZM113 207H112V209H113ZM118 207L120 208V210H122L124 212L126 211L125 212L126 214L129 213V216L128 215L126 216V214L124 212H122L123 213L122 214L120 212V210H119V213H121V215H120L118 213V210H117V209H119ZM224 207L226 209H224ZM56 208H54V210ZM231 208L232 209L235 208L236 210L234 209L235 211H232ZM7 209L9 210L8 212H7ZM11 210H12V212H11ZM17 210H19V211H17ZM25 210L26 211H29L30 213L28 214V212H25ZM92 210H94V211L96 210L94 214H95V216L98 214L97 215V218L98 217L99 218L97 220H96L95 216H92L93 215V212H94V211L92 212ZM16 211L18 212V214H17ZM20 211H22L23 214H21ZM33 211H36L37 214L40 215V217L39 216H36V214H35L36 212H35L33 215H35L36 217H33L32 216L33 218H31V215H32V212ZM224 211H225V213H224ZM236 211H238V213ZM147 212H149V213H147ZM235 212H236V214H235ZM26 213H27V215H26ZM111 213L114 214L113 216L115 218L111 215ZM244 213H246L247 215L245 216ZM249 213H250V215H249ZM253 213L256 216H254ZM8 214H12V215H8ZM14 214L15 215L17 214L18 217L20 216V218H18L17 215L14 216ZM90 214H91V216H90ZM135 214H137V219H139L140 221L141 220H144L145 221L144 222L145 223V227H143L144 226L143 221H141L139 223L138 222L139 220H136ZM259 214L260 215L262 214V215L260 216ZM109 215L111 217H113V221L111 220L112 218ZM122 215L125 218V220H123L124 218L122 217ZM130 215L131 216L134 215V217L132 216V218H130ZM138 215H139V217H138ZM213 215H215V216H213ZM13 216H14V218H13ZM29 216H30V219H29ZM142 216L144 217L143 219H141ZM257 216H259V217H257ZM1 217H0V219H1ZM37 217L39 218L40 221L38 220ZM107 217H108V219H107ZM12 218L14 219L15 222L12 220ZM36 218H37V220H36ZM94 218H95V220H93ZM27 219L30 220V222L31 221L33 222L34 219H35V224L33 225L35 228L33 226H31L34 222L32 224L30 223L31 224L30 225L29 223H27L28 222ZM115 219L116 220L121 219V221L119 220L118 222H116ZM198 219H199V221H198ZM204 219H206L205 222H204ZM207 219H208V222H207ZM210 220H213V221H210ZM89 221H90V223H89ZM111 221L113 222V224L111 223ZM129 221H131V222H129ZM132 221H134V222L132 223ZM107 222H110V223L108 224ZM127 222H129V223L127 224ZM136 222L140 226V229L141 230H139V231H141V232L144 231V232L140 233V236H139V238L137 240V246H136V242H135L136 239L134 238L135 240H133V236L131 234V233L136 234L138 232V230H137L138 228L136 226H134V227H136L137 229H135L133 227V224L135 223L134 225H136ZM194 222L195 223H198V226ZM142 223H143V225H142ZM148 223H149V225H148ZM201 223H202V226H201ZM208 223H209V226H208ZM199 224H200V226H199ZM107 225H109V226H107ZM128 225H130V226H128ZM27 226H29V227H27ZM30 226L33 227V229H34V235H33V230H30L31 229ZM148 226L150 228L147 231ZM211 226H213V227H211ZM26 227L29 230H25V229H27ZM201 227L202 228L204 227L205 229H203V230H205V231L201 230ZM130 228H134V229H131L130 230ZM144 228H145V230H144ZM208 228H210V229H208ZM154 229H155V231H154ZM207 229L210 230V231H207ZM38 230H40V231H38ZM127 230H130V231L127 232ZM134 230H136V232H134ZM28 231L29 232L32 231V233L30 232V234H29ZM131 231H133V232H131ZM216 232L217 233L218 232H222V233H220L217 236ZM125 233H126V235H125ZM127 233H129L131 236L129 234L127 235ZM147 233H151V234H147ZM153 233H154V235H153ZM142 234H144V236H146L145 234H147L146 237H148V235L151 236V239H150V237L148 238V240H147L146 237H143L144 239H141V235ZM124 235L126 236V238H124L125 237ZM179 235H180V237H179ZM25 236H26V238H25ZM28 236L30 238L33 237L32 238L33 241H36L37 244H39V245H37L35 243V245L33 246L34 243H33V241H31V239L29 240V238H27ZM35 237L41 243H39L38 240ZM121 237L124 238V239H121ZM134 237H136V235H134ZM198 237H199V239H198ZM23 238H25L26 242H25V240ZM129 238H132V239L129 240ZM173 238H174V240L176 238L182 239L183 241L181 240V243L178 244V245H180L182 247L178 246L173 241ZM126 239H128L129 241H132V243H130L131 245L129 244V241L126 242ZM139 240H140V242H139ZM142 240H143V242L145 240L148 241V242L145 241L147 244L144 242V245L146 244L145 247H148V248H145L144 246H142L143 245ZM170 241H173V242L171 243ZM218 241L220 242L219 244L217 243ZM0 242L2 243V240H0ZM30 242L33 243V244L30 245ZM210 242H211V244H210ZM141 243H142V245H140ZM204 243H207V244L209 243V244H208V246H206L207 244H204ZM124 244H126V246ZM138 244H139V246H140L141 249H138L139 248L138 247ZM216 244H218V246H216ZM46 245L48 247H46ZM46 245L42 246V248L44 247L43 248L44 250L46 248H49V252L48 253H47V250H46V253L48 255L47 254L44 255L45 252H44V250L42 248H41L42 249L41 250V253H44V254H39L38 253L39 248H38V250L33 251L35 253L37 251L38 254L36 253V255H35L32 252L31 253L32 254L31 255V258H33V260H34L35 257H37L36 259H38L37 261H39V257L41 259L44 256L43 258H45V260L44 259L40 260V262H38V264L39 263L42 264L41 262L47 261L46 260L47 258H50V259H49V261H47L48 263L45 262V264L46 263L47 264H57V263H59L60 262L59 259L61 258L60 255L57 253L56 254L57 255L56 256L57 258H55V256H53V254L55 255V252H56V249L55 248L56 247H53L52 248L51 246H49L50 244L48 245V243H46ZM51 245L54 246L53 244H51ZM110 245L111 246L109 247V243L106 244V249H108L107 250V255L109 253V256H107V258H108L107 261L109 262V264H113V263L116 264L117 263L116 261L118 259L120 261V258H117V260L115 259L117 257V255L113 254V249L114 248L112 249L111 248L112 247V244H110ZM212 245H214V248H213ZM28 246H30V250L31 251H29V249H28L29 247ZM31 246H32V248H31ZM123 246H124L125 249L123 248ZM128 246H130V248ZM33 247H35V248H33ZM50 247L53 250H51ZM173 247H176V249H174ZM178 247H180V248H178ZM126 248H128V249H126ZM165 248H167L169 250H166ZM185 248H186V251L184 250ZM187 248H188V251H187ZM189 248H191V251L193 250V252H191V251L189 252V250H190ZM173 249H174V251H173ZM179 249H181V252L182 253L181 252H178V254H177L176 252L177 251H180ZM51 251H52V253H51ZM53 251H54V253H53ZM132 251H131V254H130V256H132V259H131V263H129V264H134V263L136 264L137 263L136 260H139V257H137V256L140 255V253L137 254V255H135L134 252H132ZM172 252L175 255H173ZM49 253H51L52 256H50ZM132 253H133V255H132ZM154 253H155V256L156 257L154 256ZM163 253H165V254H163ZM170 253L173 256H169ZM110 254H111V258H109L110 257ZM159 254H160V257H158ZM37 255H39V256H37ZM191 255H194V257H192ZM32 256H34V257H32ZM153 256L156 258V260H155V258H153ZM190 256H191L192 259H194L193 261H190V260H192V259H190ZM195 256H197V257L195 258ZM52 257L54 258V261H52L53 260ZM58 257H60V258L58 259ZM133 257H134V259H133ZM135 257H136V259H135ZM123 258H125V257H123ZM36 259H35L34 262L37 264ZM114 259H115V262L116 263L114 262ZM171 259L173 260V262L171 261ZM195 259L196 260L197 259H200V261L201 260L202 261L201 262L199 260L195 261ZM132 260H133V263H132ZM174 260H175V262H174ZM57 261H59V262H57ZM65 261H66V259H64V263H65ZM119 261H118V264H123V262L121 263V261H120V263H119ZM170 261H171V263H170ZM207 261H208V263H206ZM49 262H51V263H49ZM55 262H57V263H55ZM211 262L209 264H211ZM184 263L187 264V261L185 260V261L181 262L180 264H184ZM43 264H44V262H43ZM124 264H128V263H124Z\"/></svg>", "mask_w": 264, "mask_h": 264}, {"label": "bare ground", "instance_id": "obj_2", "mask_svg": "<svg viewBox=\"0 0 264 264\" xmlns=\"http://www.w3.org/2000/svg\"><path fill=\"white\" fill-rule=\"evenodd\" d=\"M3 0H1V2H2ZM18 1V0H17ZM21 2H22V0H21ZM20 2V3H21ZM50 2V1H49ZM63 2V3H62ZM64 2H65V5H64V9L66 10V13L67 14H69V16L71 17H69V16H67V17H69L70 19H71V21L69 20V18H68V21H70V23L68 22V26H69V28H70V30H68V26L66 27L67 28V31H70L69 32V36H71L72 37V39H73V43L75 44V46L73 45V44H71L72 45V47L74 48V52L75 51H77L78 49H80L81 48V46H82V49H83V45L85 44L86 45V48L87 49H84L85 51L87 50V55H86V52L84 53L86 56H87V59L86 58H84V60H81V61H85V59L87 60V62H85L84 63V66H83V68L81 67V64H80V67L82 68V71H83V69H85L86 70V73H84L85 75V79L86 80H84L83 81V77L80 79L81 80V82H88V86H91V87H89V91H91L90 89H92V93H88V91H87V93H88V97H89V94H90V97L91 98H89L88 100H87V98L85 99H83V103H81L80 105H82V108H81V106H79V107H77V105H78V101H79V103H80V97H78L79 96V93L80 94H82L83 95V92H84V84H83V87H81L82 85H80V88H82V90H83V92L81 93V91L79 90V92L77 91L78 89H79V87H78V89L76 90V88H77V86H79V85H75V84H77L76 82H75V80H74V75H70V78H71V76L73 77V80H74V82H75V84L73 85L72 83H74V82H72V81H70V84H72V85H69L68 84V82H65V81H63V79H60V76H59V79L61 80V81H63V83H67V86H66V90H67V95H66V90H65V92L63 93L61 90L62 89H60L59 88V91L60 92H62L63 94L62 95H65L66 97H65V105H66V107L65 108H67V101L69 102V105H68V108L66 109L68 112H69V110L68 109H71L72 110V112H69V115H70V113H71V115L73 114L74 116L76 115V116H78L77 118H78V121H77V119H76V121H75V118H76V116H75V118H74V120L73 119H69V117H71V116H69L68 117V120H70L71 122H70V125H69V123H68V125H65V126H69L70 128H68V130H70L71 128L73 129V127H74V129H73V135L75 134V135H79V136H76V139H77V137H79L78 138V143L76 142V144H77V150L78 149H81L80 151H79V157H80V154L82 153L81 151H86V149H88V151H89V153H88V151H86V153H88V155L87 154H85V161H86V155H87V157L89 156V154H91V146H90V148H87V146H85V143H86V141H85V139H84V134H86L85 133V127H86V130L88 129V130H90V132H91V135H89V136H93V140H95V139H97L99 136L98 135H100V134H102L100 137H102L103 136V140H105L104 142H106L107 140L109 141L108 143H110V142H112V140L111 139H113L114 140V142H113V146L115 145V144H117L118 143V141H116V143H115V140H118V138H120L119 140L121 141V140H124V142H125V145H122L124 148H122V149H124V154L122 155V156H124L125 157V153L127 154L129 151L128 150H133V153H135V156L137 155L140 159H138V158H136L135 159V156L134 157H132V152H131V150H130V153L132 154L131 156H130V158L129 157H127V155H126V157L127 158H129V160H125V159H123V161L120 163V156H119V163L121 164V166H120V164H118L119 166H117L116 167V164H114L115 165V167L116 168H113V169H115V170H118V167L120 168V167H122V163L124 162V160H125V162H124V166H126L127 168V170L125 169V171H124V168H123V170L122 171H124V173L125 174H127L128 172H132V171H130V170H134L135 168H133L134 167V165L136 164L137 165V169L139 168L140 169V167L139 166H145L147 163H145V165H144V160H145V156L146 155H151V153L150 152H146V151H148V149L146 150V148L148 147L149 148V145H147V143H145L146 141V139L144 140L143 138V141H144V143L146 144V146L144 147V145L142 144L143 142L141 141L142 139H140L141 137H139L138 135H140L141 133H140V131L142 130V132L144 133L145 131H147L148 129H146V126H148V125H146V124H148L149 123V117H150V115L153 113V110H152V113L150 114V112H148L149 113V115L147 114V116H145L146 114H144L145 112H146V110L144 111V113H140L139 112V110H141L140 108L143 106V104L142 103H144V102H146V100H147V96H148V92H147V89H146V92H147V94H145L146 92H143L144 91V89H145V82L146 83H148L147 82V80H146V78H145V82H143V81H141L140 80V82H142L141 83V85L140 86H136V85H134V82H132L133 83V85H134V87L132 86V84H130V81H132L131 79L132 78H134V79H136L137 78V75H136V71H134L135 69L134 68H136L137 67V65H136V67H135V64L133 65V64H129L133 59H132V57L131 56H124V54L127 52V51H129V54H132L131 52H130V50H132L131 48L128 50V48L124 51V54H123V48L125 49V47H122V54H120V53H118L117 55H119V56H116L115 54V51L117 52V47L119 46L120 47V45H122V44H125V43H127V40H125V39H123V40H118V42H117V44L115 43V46L116 47H114V43L111 41L112 40V35L110 36V34H111V30H114V34H118V29H116L115 27L113 28H110L111 26L110 25H108L109 23H107V25H108V28L107 29H105V31H104V34H103V36L101 35V37H102V39L104 38V39H106L105 40V42H106V44L107 45H105V48H104V50H106V52H107V50H108V53H109V58L107 57V59H110V64H111V69H110V71H109V68L110 67H108V65L106 64V62L107 63H109V61H107V59H106V55H108V54H106V55H104L105 53H103L102 52V50L103 49H100V47L102 48V46L104 45V44H102V42H104V40L102 41L101 39H100V36L98 35V33H99V31H97V26H96V24H95V21H94V19H95V16H94V18H93V20L92 21H94V22H92L91 21V19L90 18H88V16L87 17H84L85 19H83V17H82V14H83V12H82V14L80 13L81 11H80V7H82V5H81V3L83 2V0H82V2H81V0H51V2H50V5H49V8H48V10H47V12H46V17H45V20H44V23H43V20H42V22H40V23H43L42 24V26H41V28H40V30L42 29V33H43V35H42V41H43V45H42V47H41V51H40V48H39V50H38V54L37 55H35L34 54V49H35V44H36V40H35V35H34V31H33V33L31 32V31H28V28L30 29V27H28V26H30V24L29 25H27V24H24V26L25 27H28L27 29H26V32H23V33H25V36H24V34H23V36L27 39L26 41L28 42L27 44H26V47H27V45H28V47H31L32 48V45H34V47L32 48V51H33V55H27V57L25 56V57H23L22 58V56L25 54H27V53H25V51H27V50H23L24 51V53H23V51H22V56H21V58L22 59H24V62H26V61H28V65H29V67H31V65L33 66V64L34 63H36L37 64V60H39L40 58L42 59L43 58V60L45 61V67L47 68V73L49 72V74L48 75H50V76H48V75H46V76H48V81L49 82H47V81H45L46 82V84H47V86H50V85H52V87L51 88H53L54 86H56L55 84H54V81L56 80V81H58L57 80V77H58V73H61V72H56L58 75H56V73H54L53 71H55L53 68H55L54 67V62H55V58H57V57H59L61 54H59V56L57 55V56H55V54H54V48L55 47H53V44L52 45H50V43H51V41L49 42V37H48V35H49V31H46V32H48L47 34H46V32H45V28H46V30H47V27L46 26H48V30H50V29H52L55 25V28H56V30H58V31H61V34L62 33H64L63 35H65V32H64V30L62 29V27H61V23L62 22H60L59 23V20H57L58 19V17H59V15L62 13L63 14V7H61V3L62 4H64ZM13 3H14V1H13ZM16 3V2H15ZM26 3V2H25ZM6 4V3H5ZM17 4V3H16ZM19 4V3H18ZM17 4V5H18ZM23 4H24V2H23ZM41 4V3H40ZM83 4V3H82ZM8 5H10V4H8ZM20 6H22V3L19 5V7ZM24 6H25V4H24ZM27 6H28V4H27ZM43 6V5H42ZM19 7H18V9H19ZM26 7V6H25ZM17 9V8H16ZM15 9V10H16ZM39 9L41 10L42 8H38V11H39ZM82 10H84L83 9V7L81 8ZM8 10V9H7ZM14 10V11H15ZM19 10H21V9H19ZM18 10V11H19ZM29 10V9H28ZM17 11V12H18ZM85 11V10H84ZM16 12V11H15ZM16 12V13H17ZM96 12V11H95ZM38 13V12H37ZM90 13H91V11H89V13H88V15L89 16H91L90 15ZM23 14H24V9H23ZM29 14V13H28ZM45 14V13H44ZM85 14V13H84ZM92 14H93V12H92ZM95 14V13H94ZM107 14V13H106ZM7 15V14H6ZM64 15H66L65 13H64ZM110 15V14H109ZM20 16H21V14H20ZM26 16V15H25ZM28 16V15H27ZM27 16L26 17H24V19H26L27 18ZM63 16V15H62ZM61 16V17H62ZM98 16V15H97ZM104 16L105 15H103V19H102V17L99 15V17H98V19L101 17V19L102 20H104ZM112 16V15H111ZM11 17V16H10ZM64 17V16H63ZM108 18H109V16H107ZM113 17V16H112ZM183 17H187L188 19H196V20H198V21H201L203 18H204V16H203V14H202V12L197 8V7H195L194 5H189L187 2L185 3V2H182L179 6H178V15H177V19H178V21H180ZM4 18V17H3ZM29 18V17H28ZM38 18V17H37ZM66 17H64V18H62L63 19V21H64V19H65ZM82 18V19H81ZM111 18V17H110ZM7 19V18H6ZM20 20H21V18H20ZM88 20H90V22H92V23H90V22H88ZM105 20H106V17H105ZM105 20L103 21V25H104V22H105ZM107 20H111V19H107ZM14 21V20H13ZM24 21V20H23ZM28 20L26 19V22H27ZM29 21H30V19H29ZM112 21V20H111ZM19 22H21V21H19ZM96 22H97V20H96ZM109 22V21H108ZM116 22V21H115ZM4 23V22H3ZM30 23V22H29ZM66 23V22H65ZM98 23H99V21H98ZM97 23V24H98ZM111 23V22H110ZM114 23V22H113ZM118 23V22H117ZM116 23V24H117ZM62 24H64V23H62ZM100 24V23H99ZM106 24V23H105ZM17 25V26H16ZM16 25H14L15 27H17L18 28V25L19 24H17L16 23ZM21 25V24H20ZM67 25V24H66ZM218 25V22L216 21V20H212V29L214 30L215 28H216V26ZM3 26V25H2ZM2 26H0V36L2 35V31H3V28L5 27H3L2 28ZM110 26V27H109ZM13 27V26H12ZM15 27H13V30H14V28ZM21 27V26H20ZM19 27V28H20ZM49 27H50V29H49ZM63 27H65L64 25H63ZM105 27V26H104ZM18 28V31H21L20 29H22L23 28V26H22V28H20L19 29ZM100 28V26L98 27V29ZM110 28V29H109ZM24 29V28H23ZM103 29V28H102ZM54 30V29H53ZM6 31V29L4 28V32ZM9 31H11L12 32V30L10 29ZM18 31H17V33H18ZM24 31V30H23ZM38 31V30H37ZM103 31V30H102ZM45 32V33H44ZM50 32H51V30H50ZM9 34H10V32H8ZM56 33H57V31H56ZM60 33V32H59ZM67 33V32H66ZM8 34V35H9ZM16 33H13V34H11V35H15ZM19 34V33H18ZM37 34V33H36ZM51 34V33H50ZM113 34V39H115V37H116V35H114ZM10 35V36H11ZM17 35V34H16ZM21 35V34H20ZM56 36L58 35V34H55ZM66 35H68V34H66ZM65 35V36H66ZM98 35V36H97ZM23 36H21L22 38L21 39H23ZM64 36V37H65ZM115 36V37H114ZM130 36H131V34H130ZM18 37H20L19 35H18ZM38 37V36H37ZM36 37V38H37ZM51 37V36H50ZM62 37V36H61ZM67 37V36H66ZM99 37V38H98ZM129 37V36H128ZM132 37H135V35H133ZM131 37V38H132ZM13 38V37H12ZM15 38V37H14ZM24 38V39H25ZM59 38H60V35H59ZM97 38V39H96ZM24 39H23V42H24ZM63 40H64V38H62ZM61 39V40H62ZM72 39L70 40V42H72ZM98 39L100 40V41H102V42H98ZM118 39V38H117ZM121 39V38H120ZM129 39H130V37H129ZM133 39V38H132ZM132 39H131V41H129L128 43H127V46L129 45L130 46V44H132V43H130V42H132ZM3 40V39H2ZM1 40V38H0V42L2 41ZM16 40V39H15ZM18 40H20V38L18 39ZM134 40V39H133ZM21 41V40H20ZM20 41H19V43H20ZM39 41H37V43H38ZM65 42V41H64ZM104 42V43H105ZM111 42H112V44H111ZM26 42H24V44H25ZM40 43V42H39ZM84 43V44H83ZM130 43V44H129ZM18 44V43H17ZM22 43H20L19 45H21ZM67 44H69L68 42H67ZM69 44V45H70ZM102 44V46H100ZM2 45V44H1ZM13 45V44H12ZM14 45H16L15 43H14ZM69 45H68V50H69ZM80 45V46H79ZM9 46H10V44H9ZM18 46V45H17ZM22 46H24L23 44H22ZM36 46L38 47V45L36 44ZM40 46H41V43H40ZM66 46V45H65ZM124 46V45H123ZM126 46V45H125ZM128 46V47H129ZM135 46V45H134ZM4 47H6V46H3L2 48L4 49ZM10 47H12V46H10ZM37 47H36V49H37ZM71 47V46H70ZM2 48H0L1 49V52H2ZM7 48V47H6ZM13 48V47H12ZM52 48H53V50H52ZM84 48H85V46H84ZM107 48V49H106ZM24 49H26L25 48V46H24ZM28 49V48H27ZM56 49V48H55ZM120 49H121V47H120ZM133 49H134V47H133ZM170 49V48H169ZM8 50L9 49H6V52L8 53ZM18 50V49H17ZM73 50V49H72ZM83 50V51H84ZM171 50H172V47H171ZM4 51V50H3ZM10 51H12V49L10 50ZM9 51V52H10ZM19 51H21V50H18V52ZM66 51V50H65ZM82 50H80V52H81ZM174 51V50H173ZM35 52H36V50H35ZM73 52V51H72ZM119 52V51H118ZM120 52H121V50H120ZM16 53V52H15ZM29 53H31V51H29ZM76 53V52H75ZM83 53V52H82ZM128 53V52H127ZM167 53V52H166ZM5 51L4 52H2L1 53V56H5ZM69 54H71V53H69V51H68V57H70V55ZM73 54V53H72ZM79 54H81V53H79ZM129 54H127V55H129ZM164 54V53H163ZM174 54V53H173ZM172 54V52H171V55L172 56H174ZM14 55V54H13ZM17 55H18V53H17ZM85 55H83V56H85ZM121 55V56H120ZM123 55V56H122ZM236 56H238V52L236 51V54H235ZM0 56V57H1ZM9 56H11L10 54H9ZM8 55H7V57H9ZM28 56H30L29 57V59H28ZM62 56H63V54H62ZM79 56V55H78ZM81 57H82V54L80 55ZM79 56V57H80ZM85 56V57H86ZM6 56H5V59L7 58ZM18 57H19V55H18ZM71 57H72V55H71ZM75 57V60H76V56H74ZM74 57H72V58H74ZM131 57V61L129 62V58ZM4 58V57H3ZM20 58V57H19ZM28 59V60H25V59ZM71 58V59H72ZM139 58H140V56H139ZM0 59H2V58H0ZM10 59V58H9ZM41 59H40V61H41ZM61 58H59L58 59V62L59 61H61L60 60ZM77 59H80V58H78L77 57ZM81 59H83V58H81ZM105 59H106V61H105ZM21 60V59H20ZM139 60V59H138ZM79 61V60H78ZM81 61H79V63L81 62ZM117 61V62H116ZM121 63H119V62ZM121 61H123L124 63H122ZM170 61V60H169ZM8 62V61H7ZM57 62V61H56ZM55 62V63H56ZM71 62L73 63V62H75L74 61V59L73 60H71ZM3 62H0V212H1V210L2 209H4V207L5 208H7L5 205L7 204V206H12V202L10 201L12 198H14L15 197V199H13L12 201H14L15 200V202H19L21 199H22V201L24 200V198H22L23 196H25L26 198H27V200H29L31 203H29V204H31L30 206H34V207H32V208H29L30 206H28V208H27V210H33V208H34V210H36V211H38L39 210V213L38 214H40L41 216H43V220L41 221V222H39L37 225H35V227L37 226V229L39 228V229H42V231L41 232H43V230H44V232L45 233H36L37 231H35V234H38V238L40 239L41 237L43 238V240L41 241L42 243H43V241L45 242V244H41L42 246H44V245H46V243H48V245L49 246H51L52 248L53 247H56L55 249H56V252H55V255L53 254V256H55V258H57L56 256V254L58 253L59 255H60V257H58V259H59V261H57V262H59V263H57V262H55V263H57V264H63L64 263V259H66V261H65V263L64 264H109V262L107 261L108 260V258H107V256H109V253H108V255H107V250L108 249H106V244H108L109 243V247L111 246L110 244H112V249H113V254H115V255H117V257L115 258L116 260H117V258H120V261H121V263L123 262V264L124 263H131V259H132V256H130V254H131V251L132 250H134V245H133V247L131 246V248L132 249H128V248H126V249H128L129 251H127L126 250V252H125V250H123L122 249V252H121V246H122V244H121V246L119 247V242H121L120 240H118V237H120V233H122V232H126V229H124L123 227H122V225H120V227L119 228H121L122 229V231L121 230H119L118 231V227H117V230H116V228H114L115 227V224H117V223H115V224H113V215L114 214H112L111 213V215L113 216V217H111L110 215V217L112 218H110L109 216V218L112 220L111 221V223L114 225V227H113V225H111L110 224V227H104V224H105V222H106V220H105V222L102 220V219H98L97 218V215L95 216V211L96 212H99L98 211V209L100 208L99 207V205L101 206V204L102 203H107V201L106 202H104V196H106L105 198H107V200H109L110 199V195H109V193H108V195H106V192L108 191L107 190V187H108V185H106L107 184V182L105 183V185H102L103 187L104 186H106V188L105 189H103V190H100L101 188V186H99V191H101V192H99L98 194L99 195H97V193L95 194L94 193V191H92V188H91V191L92 192H90V193H88L87 192V190H83V189H85L86 188V186L87 185H89L88 183H86L87 185L85 186L82 182L84 181L83 180V178L86 180V178L84 177L85 176V174L88 172L86 169H88V166H87V168H85V171H87L86 173H82V174H84V175H82L81 176V180H82V184L80 183V181L81 180H79V187H77V185H76V183L78 184V182L76 181V180H74L75 182V186L78 188V190H76V192H77V194H76V192H75V194H73L74 192H73V189L71 188V187H75V186H72V184H69V183H71L72 181H68V180H66V181H68V187H67V185L65 186V183L64 182H60V180H61V178H62V176H64L66 173H67V168L66 167H62L63 166V163L60 161V164H56V166H57V168H58V170H62V168H64L63 170H65V168L67 169L66 170V173L65 174H63L62 176H55V177H57V178H60V179H58L59 180V182L62 184V188L60 189L59 188V190H58V192H62V194L65 196V197H61V198H63L64 199V202H60V198L58 199L57 197H55L56 199H58L57 201H59V204L60 203H62V204H60V205H62V207L60 208V205L57 207V204H55L57 201L54 199V197H53V199L51 200V198H50V190H49V188H47L46 186H48V184L45 186L44 185V182L45 183H47V182H49L48 180H47V172H45L44 171V165H42L41 163V165L42 166H44V167H40L44 172H45V175H46V180H42V182H43V184H42V182H41V180L39 179L40 178V175H38L39 176V178H37V173H39V171L37 170V169H40V168H38L37 167V162L39 161V157H41V156H39L38 157V155H36V154H38L36 151L37 150H39V149H35L36 151H34V154H35V152H36V156L39 158L38 160L35 158V159H33V161L34 160H37V162L36 163H34V162H30L29 160H32V156H35V155H32V153L33 152H31V156H29L30 158H29V160L28 159H26L25 161H29V164H27V166L25 167L23 164H26V163H23L24 161V159L23 160H21L20 159V157L21 156H19V155H21V154H19V152H18V150H20L19 149V147L18 146H24L21 150H25L26 149V143L29 141L28 139L26 140L25 139V137L26 136H23V137H21L18 141H15V142H13V140L16 138V136H15V138L14 139H12L11 137H13L12 136V134L13 133H15V132H17V131H14V130H18V131H21L20 130V128H21V125L19 124V122L18 123H16L17 122V119L19 120V118H18V116H19V114H17L18 116H17V119H16V121H14V119L13 120H9L8 118H9V116L11 115V113H12V111L11 110H9V107H10V105H9V102H10V95H9V92L11 91L10 89L14 86V84H16V82H18V86H19V81L21 80H19V78L21 77V74H22V77L21 78H23V77H26L25 75L27 74H29V73H31V69H29V67H28V70H27V73L24 75L23 73H24V68L26 67V66H23V67H21L20 68V70L18 69L17 71H14V69L12 70L13 72L11 73V71L9 72V73H11V74H9L8 73V71L6 70V68H9V66H7V67H5L6 65H4V64H2ZM5 64H6V60H5V62H4ZM39 63V62H38ZM64 63V62H63ZM116 63L118 64H120V65H116ZM169 63V62H168ZM11 64V63H10ZM17 64V63H16ZM26 64H27V62H26ZM31 64V65H30ZM57 64V63H56ZM82 64H83V62H82ZM110 64H109V66H110ZM159 64V63H158ZM161 64V63H160ZM43 65V64H42ZM75 65V63L73 64V66ZM77 65H78V63H77ZM107 65V66H106ZM162 65L163 64H161V65H158V69H160L161 70V68H162ZM17 66V65H16ZM34 66H35V64H34ZM37 66V65H36ZM36 66L34 67V68H36ZM56 66V65H55ZM79 66V65H78ZM77 66V68H79ZM27 67L25 68V69H27ZM108 67V68H107ZM15 68V67H14ZM33 68V67H32ZM34 68H33V70H34ZM46 68H44V70L46 69ZM75 68V67H74ZM76 68V69H77ZM81 68H79V69H81ZM108 70H107V69ZM117 68H120V69H117ZM145 68V67H144ZM16 69V68H15ZM21 69H22V71H23V73H22V71H21ZM32 70V71H33ZM40 70V69H39ZM43 70V71H44ZM53 70V71H52ZM73 70V69H72ZM75 70V69H74ZM74 70L72 71V72H74ZM148 70V69H147ZM57 71V70H56ZM76 71H79V70H76ZM81 71V70H80ZM145 71H146V69H145ZM161 71H163V70H161ZM29 72V73H28ZM138 72V71H137ZM41 73H43L42 71L39 73L40 75H44V74H41ZM46 73V70H45V74H47ZM65 73V72H64ZM107 73H109V75H110V77H108V79H105V77H107ZM140 73H141V71H140ZM140 73H137V74H140ZM163 73H164V71H163ZM62 74H63V72H62ZM75 74H76V72H75ZM81 74H82V72H81ZM31 75V74H30ZM146 75H148V74H146ZM33 76H34V73H33ZM45 76V75H44ZM46 76H45V78H46ZM57 76V77H56ZM63 76H65V75H63ZM76 76V75H75ZM82 76H83V74H82ZM158 76H159V74H157L156 76L154 75L153 77H157L158 78ZM38 77H39V75H38ZM67 77V76H66ZM164 77V76H163ZM30 78V76L28 75L26 78H23L24 80H22V81H24V82H27V79H29ZM61 78H63V77H61ZM159 78H161V77H159ZM17 79H18V81H17ZM33 79V78H32ZM42 79H44V77H42ZM46 79V80H47ZM66 79H68V78H66ZM65 79V80H66ZM72 79V78H71ZM70 79V80H71ZM76 79V78H75ZM163 79V78H162ZM162 79H159L160 80V83H162L161 82V80ZM26 80V81H25ZM30 80H31V78H30ZM28 81V82H30V83H28V84H30L31 86L33 85V83H34V87H35V85L37 84V86H38V83H37V81H35L36 82V84H35V82H32L33 80H31V81ZM37 80H39L38 82H40L41 81V79H37ZM80 80H79V83H80ZM137 80V79H136ZM152 80V79H151ZM67 81V80H66ZM69 81V80H68ZM156 81V78L153 80V82L154 83H156L157 82V85L159 84L158 83V79H157V81ZM163 81V80H162ZM165 81V80H164ZM163 81V82H164ZM166 81H167V79H166ZM166 81L164 82L165 83V85H164V88H169L170 87V85L171 86H173V85H175L174 84V82H173V84H170L171 82H169L168 83V85H167V83H166ZM44 82V81H43ZM72 82V83H71ZM86 82V83H87ZM168 82V81H167ZM22 83V82H21ZM20 83V84H21ZM48 83L50 84V85H48ZM59 83H61V82H59ZM139 83V82H138ZM40 84V83H39ZM81 84V83H80ZM90 84V85H89ZM17 85V84H16ZM62 85V87H63V85L64 84H61ZM60 84L58 85L59 87L61 86ZM138 85V84H137ZM160 85H162V84H160ZM159 85V87L161 88V87H163V85L162 86H160ZM22 86V85H21ZM29 86V85H28ZM46 86V85H45ZM44 86V87H45ZM46 86V87H47ZM58 86H56V87H58ZM87 86V87H88ZM135 86H136V89L138 88V89H140V94H141V91H142V94H141V96H143V93L145 94V96H146V100H145V97H142L141 98V100H144V102H141V100H139L138 99V101H140L139 103H141L142 104V106L140 105V108H139V110H136V108H135V102H136V100H135V98H134V103H131L130 104V106H128L127 105V103H128V100H130V99H128V97H130L131 96V99H132V95H133V97H136L137 95L139 96V97H141L140 96V94L138 93L139 91L138 90H136L135 89ZM149 85H147L146 87H148ZM15 87V86H14ZM61 87V88H62ZM86 87V86H85ZM157 88L158 90H159V92H157V93H160V91H162V90H160V88ZM176 87V86H175ZM40 88V87H39ZM50 88V89H51ZM64 88V87H63ZM150 88V87H149ZM153 88L154 87H152L151 89H152V91H153V93H154V90H153ZM171 88V87H170ZM177 88V87H176ZM185 88H186V86H185ZM15 89V88H14ZM20 89V88H19ZM28 89V88H27ZM34 89H36V88H34ZM57 89V88H56ZM88 89V88H87ZM86 89V90H87ZM172 89V88H171ZM25 90V89H24ZM49 90V89H48ZM173 90V89H172ZM175 90V89H174ZM26 91H28V90H26ZM25 91V92H26ZM30 91V90H29ZM50 91H52V89L50 90ZM55 91V90H54ZM58 91V90H57ZM64 91V90H63ZM151 91V90H150ZM149 91V92H150ZM168 91H170V89H168ZM33 92V91H32ZM31 92V93H32ZM59 92V93H60ZM86 92V91H85ZM84 92V93H85ZM156 92V91H155ZM11 93V92H10ZM24 93V92H23ZM30 93V94H31ZM58 93V97H60L61 98V96H59L60 94ZM132 93V94H131ZM151 93V92H150ZM152 93V94H153ZM27 94H28V92H27ZM29 94V95H30ZM55 94H56V92H55ZM54 94V95H55ZM129 94H131V95H129ZM163 94V93H162ZM165 94V93H164ZM168 94H169V92L167 93V95L166 96H168ZM32 95V94H31ZM42 95V94H41ZM48 95V94H47ZM82 95H80V96H82ZM85 95H86V93H85ZM129 95V96H128ZM49 96V95H48ZM47 96V97H48ZM84 96V95H83ZM82 96V97H83ZM126 96H127V102H126V100H125V98H126ZM153 96H156V99H152L153 101L154 100H156V103H158L160 100L157 98L158 97V94L156 95H153ZM161 97H162V95H160ZM164 97V95H163V97H164V99H163V101H161V103L162 102H167V101H169V99L168 100H166V98L167 97ZM213 96V95H212ZM28 97V96H27ZM27 97H26V99H27ZM42 97V96H41ZM51 97H52V95H51ZM85 97V96H84ZM149 97H150V94H149ZM49 98H50V96H49ZM53 98V97H52ZM62 98H63V96H62ZM61 98V99H62ZM151 98H152V95H151ZM150 98V99H151ZM154 98V97H153ZM30 99V98H29ZM42 99H43V97H42ZM60 99V100H61ZM82 99V98H81ZM136 99H137V97H136ZM149 99V98H148ZM149 99V100H150ZM159 101H158V100ZM28 100V99H27ZM32 100H34L33 98H31V102H32ZM53 100H54V98H53ZM53 100H52V103H53ZM63 100V99H62ZM84 100H87V101H84ZM133 100V99H132ZM9 101V102H8ZM148 101V100H147ZM12 102V101H11ZM17 102H20L19 100L17 101ZM29 102V101H28ZM33 103V102H32ZM59 103H61L60 101H59ZM130 103V102H129ZM139 103H137V105L139 104ZM147 103V102H146ZM146 103H145V105H146ZM149 103V102H148ZM150 103H152V105L153 104H155V102L153 103V102H151L150 101ZM169 103V102H168ZM14 104V103H13ZM61 104H64V103H61ZM167 104V103H166ZM166 104H165V106H166ZM170 104V103H169ZM168 104V105H169ZM16 105H17V103H16ZM35 105V104H34ZM55 105V104H54ZM151 104H150V106H152ZM157 105V104H156ZM155 105V106H156ZM159 105V104H158ZM157 105V106H158ZM162 105V104H161ZM60 106V105H59ZM165 106H164V108H165ZM33 107H36V106H32L31 108H29V109H35V108H33ZM62 107V106H61ZM78 108V111L80 110L79 108H81V111H79V113L77 112V108ZM139 107V106H138ZM145 106H143L142 107V109H145L144 108ZM162 107V106H161ZM167 107H172L171 105L170 106H167ZM12 108V107H11ZM17 108H18V105H17ZM17 108H16V110H17ZM37 108V107H36ZM43 108H45V107H43ZM55 108H56V106H55ZM74 108H76L75 110H74ZM149 108V106L148 107H146V109H148ZM169 108V109H170ZM173 108V107H172ZM54 108L52 107V110H53ZM64 109V108H63ZM138 109V108H137ZM153 109H154V105H153ZM156 109V108H155ZM161 108H157V110H156V113L160 110ZM174 109V108H173ZM20 110V109H19ZM25 110H27V109H25ZM37 110V109H36ZM56 110V109H55ZM61 111H62V109H60ZM150 110V109H149ZM165 109H162V111H164ZM166 110H167V108H166ZM165 110V111H166ZM10 111H11V113H10ZM14 111H15V109H14ZM31 111V110H30ZM35 111V110H34ZM76 111V112H75ZM164 111V112H165ZM174 111L175 110H173L172 112H170V110H167L165 113L163 112V115H160L159 117L161 118V119H159L157 116H156V113H154L155 115H154V121L152 120L153 119V117L151 118V122L153 123H149V127H147V128H151L152 127V129H153V127L158 123V121H164L163 122V127H161L160 129H159V127L161 126L159 123V126L158 127H156L155 128V131H156V129L158 128L159 130H161L162 129V131H161V133H163V130H164V128H169V130H172L173 132L175 131L176 132V128H177V125H180V124H177L178 123V121L180 120L179 118L183 115L182 113V115H180L179 116V118H178V121H177V123H176V119L177 118H175V117H173V113H174ZM16 112V111H15ZM32 112V111H31ZM68 112H67V114H68ZM141 112H143V111H141ZM160 112H161V110H160ZM196 112V111H195ZM18 113H20V112H18ZM34 113V112H33ZM33 113H29L28 115H30V114H32L33 115ZM38 113H39V111H38ZM38 113H36V111H35V114H37V116L35 117V115H34V117L36 118V119H38ZM44 113V112H43ZM42 113V114H43ZM49 113V112H48ZM55 113L56 112H53V116L52 115H50L49 117H54V115H55ZM62 113H63V111H62ZM147 113V112H146ZM159 113V112H158ZM157 113V115H159ZM162 113V112H161ZM171 113V114H170ZM175 113H176V111H175ZM246 113V112H245ZM117 114H119V115H117ZM168 114H170V115H168ZM173 114V115H172ZM13 116L15 115V113L14 114H12ZM27 115V114H26ZM32 115L30 116V118H32ZM40 115V114H39ZM153 115V114H152ZM168 115V116H167ZM42 116V115H41ZM45 116V115H44ZM56 116V115H55ZM63 116V115H62ZM89 116L91 117L90 119H89ZM163 116V117H162ZM244 116H245V114L243 113L242 114V118H241V122L242 123H245V124H248L247 123V121L245 120V118H244ZM27 117V116H26ZM33 117V118H34ZM57 117V116H56ZM147 117H148V119H147ZM28 118H29V116H28ZM32 118V119H33ZM41 118H43V116L41 117ZM72 118V117H71ZM185 118V117H184ZM10 119H12V118H10ZM27 119V118H26ZM31 119V120H32ZM40 119V118H39ZM44 119V118H43ZM43 119H41V121H43ZM46 119H51V118H47L46 117ZM56 119V121H57V118H55ZM66 122H67V116H66ZM185 120H186V118H185ZM20 121V120H19ZM27 121H29V120H27ZM27 121L25 122V123H27ZM35 121V123H36V125L33 123ZM34 121H31L33 124H31V125H35L36 126V128H37V126H38V124L37 123H41V121H38V122H36V120H34ZM46 121H48L49 122V120H45V121H43L44 122V125H45V122ZM52 121L54 122V119L52 118ZM56 121L54 122L56 125H54V127L55 126H57L58 124V121H57V123H56ZM181 121H183L182 119H181ZM23 121H21V124H23L22 123ZM64 123V124H67V123ZM77 122V123H76ZM147 122V123H146ZM180 122V121H179ZM186 124H187V122L186 121H184ZM39 123V124H40ZM184 123V127L182 128V130L183 131H190L191 129H192V127H191V129L190 128H188L187 127V125L188 124H190L189 122H188V124L186 125ZM30 124V123H29ZM50 124L52 125V123H51V120H50ZM75 124H77L76 126H77V128L75 129ZM153 126H152V125ZM162 124V123H161ZM177 124V125H176ZM183 124V122H181V125ZM7 125H9V127L7 126ZM30 125V126H31ZM146 125V126H145ZM151 125V126H150ZM186 125V126H185ZM191 125V124H190ZM250 125V124H249ZM34 126V127H35ZM42 126V125H41ZM40 126V127H41ZM46 126V125H45ZM59 126V125H58ZM60 126L62 127V125H61V122H60ZM60 126H59V128H60ZM143 126V128H144V126H145V129L143 130V128L140 130L139 129V133L140 134H138V128H140V127H142ZM183 126V125H182ZM189 126V125H188ZM251 126V125H250ZM40 127H38L39 128V130L42 132L43 130H42V127H41V129H40ZM49 127V126H48ZM51 127H53V126H51ZM51 127H50V130H51ZM176 127V128H175ZM252 127V126H251ZM27 128V127H26ZM33 128V127H32ZM44 128V127H43ZM56 128V127H55ZM55 128H54V130H55ZM176 129V130H173V129ZM180 127H179V129H181ZM256 132H258L259 134H264V131L261 129H258V128H254V127H252ZM23 129H25L24 127H23ZM46 129V128H45ZM57 129H58V127H57ZM72 129L70 130V135H71V131H72ZM78 129V130H77ZM34 130V129H33ZM37 130V129H36ZM54 130H52V134H54V138H55V134H56V131H54ZM61 129H59V131H60ZM68 130H66V131H68ZM87 130V131H88ZM166 130V129H165ZM29 131V130H28ZM35 131V130H34ZM38 131V130H37ZM36 131V132H37ZM54 131V132H53ZM178 132H177V134L181 131V130H177ZM182 131V132H183ZM36 132H34V135H35V133ZM40 132V133H41ZM45 132H46V130H45ZM76 132H78V134L76 133ZM148 132V131H147ZM166 132V131H165ZM164 132V133H165ZM172 132V133H173ZM181 132V133H182ZM186 132H185V135H186ZM18 133V132H17ZM28 133V132H27ZM38 133H39V131H38ZM47 133V132H46ZM51 133V132H50ZM69 133H67V134H69ZM88 134H90L89 132H87ZM142 133V137L144 136V134ZM150 133V132H149ZM154 133H157V135H158V133L160 134V132H154ZM154 133H151V134H149V135H153ZM164 133H163V135H164ZM170 134V132L168 133V131L166 132V135L165 136H167V134H169V135H172V140H173V136H174V133L173 134ZM191 133V132H190ZM192 133H193V129H192ZM192 133L191 134H188L189 136L190 135H192ZM195 133V132H194ZM22 134V133H21ZM24 134V133H23ZM30 134H32V132H30ZM30 134H28V136L30 135ZM66 134V135H67ZM177 134H175V138H176V135ZM183 134H184V132H183ZM25 135V134H24ZM27 135V134H26ZM38 135V134H37ZM37 135H36V137H37ZM39 135H41V134H39ZM43 135V134H42ZM87 135V134H86ZM156 135V136H157ZM168 135V136H169ZM178 135H180V134H178ZM182 135V134H181ZM185 135H183V140H184V137H185ZM188 135H186V136H188ZM197 135V133H195V135L193 134L192 136H194V138H195V136ZM19 136V135H18ZM20 136H22V135H20ZM28 136H27V138H28ZM33 138V140H30V141H33L34 143H35V141L36 140H34V139H36V138H34L35 136H33V134L31 135ZM31 136H30V138L29 139H31ZM45 135H43V137H44ZM48 136V135H47ZM155 136V134H154V136H151L152 138H150V136H149V138H150V140L151 139H153V137L155 138V139H158V137H156ZM164 136V137H165ZM188 136V137H189ZM191 136V137H192ZM51 137H52V135H51ZM72 137H74V136H72ZM90 137V138H91ZM105 137H107V139H104ZM108 137H110V138H108ZM160 137V136H159ZM164 137L162 138V136H161V138H162V141H163V139H164ZM170 137V136H169ZM179 137V136H178ZM190 137V138H191ZM38 138V137H37ZM53 138V137H52ZM69 138H70V136H69ZM69 138L67 139V141H69ZM89 137H87L86 139H87V141H88V139H90ZM117 138V139H116ZM145 138V137H144ZM149 138H148V144H149ZM180 138H181V136H180ZM186 139H185V143H186V140H189V143H190V139L189 138H187V137H185ZM17 139V138H16ZM41 139V138H40ZM48 139V138H47ZM66 139V138H65ZM75 139V140H76ZM45 140V139H44ZM53 140V139H52ZM73 140V142H75L74 141V139H72ZM92 140V141H93ZM102 140V138H101V141H103ZM154 140V139H153ZM159 140V139H158ZM161 140V139H160ZM164 140H166V138L164 139ZM168 140V139H167ZM170 140H171V138H170ZM177 140H179V142H180V139L179 138H177ZM176 139H175V141H177ZM182 140V139H181ZM182 140V141H183ZM22 141H25L23 144H22ZM29 141V142H30ZM49 141H51V140H49ZM66 141V140H65ZM64 141V142H65ZM71 141V140H70ZM69 141V142H70ZM98 139L96 140V143H92V145H95V144H97L98 142L99 143H101V141L99 140L98 142ZM155 141H157V140H155ZM161 141V142H162ZM201 141V140H200ZM203 141V140H202ZM28 142V143H29ZM32 142V143H33ZM42 142H43V139H41V144H42ZM45 142H46V144L48 143L46 140H45ZM72 142V143H73ZM90 142V141H89ZM123 142V141H122ZM122 142H121V144H122ZM151 142V141H150ZM164 142H166L167 143V141H164ZM172 142V141H171ZM52 144H50V147H52V148H50V149H53V147H54V145H53V143H54V140H53V142H51ZM68 143V142H67ZM98 143V144H99ZM103 143V142H102ZM101 143V144H102ZM107 143V142H106ZM151 143H153V144H155L156 142H151ZM150 143V144H151ZM158 143L159 144H161L160 143V141H158ZM177 143V142H176ZM184 143V144H185ZM200 143V142H199ZM203 143V145H206L205 144V142H202ZM12 144H14V145H12ZM39 144V143H38ZM44 144V143H43ZM56 142H55V146H56ZM66 144V143H65ZM65 144L63 143V145H64V147H65ZM104 144L105 143H103V146H104ZM110 144H112V143H110ZM121 144L119 145V146H121ZM124 144V143H123ZM158 144V145H159ZM48 145V144H47ZM72 144H68V146H70V147H72V151L75 149V148H73L74 146H71ZM74 145V144H73ZM156 145V144H155ZM155 145H154V148H155ZM170 145L172 146V143H170L169 144V147H170ZM173 145H174V143H173ZM178 145V144H177ZM186 145H188V142H187V144ZM190 145H191V143H190ZM194 145V144H193ZM196 145V144H195ZM202 144H200V147H202L201 146ZM28 146H29V144H28ZM33 146H34V144H33ZM32 146V147H33ZM37 146H41V145H37ZM100 146H102V145H100L99 144V147ZM102 146V147H103ZM109 146V148H110V146L111 145H109V144H106V146H105V149H106V147H108ZM118 146V147H119ZM151 146H153L152 144H151ZM160 146V145H159ZM162 146L163 147H165L164 146V143L162 144ZM175 146H176V144H175ZM198 146V145H197ZM207 146V145H206ZM42 147H43V145H42ZM44 147H46V146H44ZM44 147L42 148V151H40L41 150V147H40V153L41 152H43L44 150ZM59 147V145L58 146H56V150H57V148ZM66 147H67V145H66ZM70 147H68V150H69V152L68 153H70ZM88 147H89V143H88ZM98 147V148H99ZM115 147V146H114ZM158 147V146H157ZM161 147V146H160ZM159 147V149L161 150L162 149V147L160 148ZM168 147V146H167ZM167 147H165V148H167ZM168 147V148H169ZM188 147H190V146H188ZM195 147V146H194ZM205 147V146H204ZM203 147V148H204ZM208 147V146H207ZM48 149H49V145H48V147H47ZM60 149H59V151L61 150V148H63L62 146H60L59 147ZM109 148H108V150H109ZM113 147H111V149H112ZM120 148V147H119ZM151 148V147H150ZM150 148H149V150H150ZM176 147H174L173 148V150L172 151H174V149H175ZM178 148V147H177ZM184 148H186V147H182V150H184ZM192 148H193V146L191 145V147H190V149L192 150ZM239 148V147H238ZM29 149H30V147H29ZM28 148H27V150H29ZM46 149V148H45ZM49 149V151L48 152H52V150H50ZM65 149V148H64ZM94 149V148H93ZM100 149H101V147H100ZM104 149V148H103ZM104 149V150H105ZM110 149V150H111ZM116 149L117 150H115V148H114V154L116 155V153L118 154V152H121V151H123L121 148V151H120V149H118L117 148V145H116ZM171 149H172V147H171ZM179 149V148H178ZM189 149V148H188ZM188 149L187 150H185V151H188ZM189 149V150H190ZM194 149V148H193ZM195 149H197V148H195ZM206 149L209 151V149L208 148H206L205 147V150L203 151V149H200V150H202V153H204L205 151H206ZM26 150V151H27ZM55 150V149H54ZM56 150H55V152H56ZM95 150H96V152L93 150V153H98V152H100L99 150H98V152H97V149L95 148ZM102 150V149H101ZM107 150V149H106ZM106 150H105V152H106ZM166 150V149H165ZM199 150V151H200ZM47 151V150H46ZM45 151V153H47ZM76 151V150H75ZM118 151V152H117ZM152 151H153V148H152ZM151 151V152H152ZM155 151H157V149L155 148ZM159 151V150H158ZM158 151L156 152V154H154V155H159L160 156V154L158 153ZM162 151H164V150H162ZM171 150L170 151H168V152H172ZM198 150H196V152H199ZM211 151V150H210ZM22 152V151H21ZM28 152V154H29V151H27ZM57 152H58V150H57ZM78 152V151H77ZM77 152H75L76 154H77ZM81 152V153H80ZM110 152V151H109ZM161 152V151H160ZM189 152V151H188ZM192 152V154H193V156H196L197 154H196V152H194V150L193 151H191ZM191 152H189L190 153V155L192 156V154H191ZM24 153V152H23ZM45 153H44V155H45ZM66 152L64 151V154H65ZM73 153H74V151L70 154V156H72L73 155ZM100 153H102V152H100ZM106 153H108V152H106ZM105 153V157H106V159H109L108 157H107V155L108 154H106ZM112 153L113 152H111V155L109 154V156H111L110 158H112ZM147 153H149V154H147ZM153 153V152H152ZM163 154H164V152H162ZM166 153V152H165ZM175 153H178V152H176L175 151ZM200 154L199 155H202L201 154V152H199ZM26 154V153H25ZM25 154H24V156H25ZM63 154V155H64ZM78 154H77V156H78ZM84 154V153H83ZM162 154V155H163ZM168 154V153H167ZM184 154H186V152L184 153ZM50 155V154H49ZM58 155V154H57ZM95 155V154H94ZM104 155V154H103ZM149 155V156H150ZM162 155H161V157H162ZM173 155V154H172ZM187 155H189V154H187ZM186 155V156H187ZM189 155V156H190ZM53 155L51 154V156H48L47 158L49 159V162H51V159H50V157H52ZM60 156V155H59ZM77 156H76V159H77ZM81 156H82V154H81ZM91 156V155H90ZM97 156V155H96ZM102 156V154L101 155H99V157H101ZM129 156V155H128ZM159 156H157V157H159ZM22 157H23V154H22ZM57 157V156H56ZM55 156L54 157H52V158H56ZM67 157V156H66ZM75 156L73 155V157H70V161L72 160L71 158H74ZM92 157V156H91ZM94 157V156H93ZM115 158H116V156H114ZM131 157L133 158V159H131ZM148 157V156H147ZM173 157H174V155H173ZM179 157H180V155L178 156V154H177V158L179 159ZM198 158H199V156H197ZM24 158H26V157H24ZM27 158H28V156H27ZM42 159H43V157H41ZM46 158V157H45ZM46 158V159H47ZM83 158V157H82ZM89 158V157H88ZM197 158V159H198ZM200 158H201V156H200ZM47 159V160H48ZM57 159V158H56ZM55 159V160H56ZM61 159H63V158H61ZM66 159V158H65ZM79 159V158H78ZM94 159V158H93ZM98 160H99V158H97ZM103 159V158H102ZM131 159V160H130ZM135 159V160H134ZM178 159H175V160H178ZM194 159H196V158H194ZM45 160V159H44ZM54 160V159H53ZM58 160V159H57ZM60 160V159H59ZM67 160V161H66ZM65 161H66V163L65 164H67V162H69L68 161V158L66 159ZM111 160V159H110ZM109 160V161H110ZM148 160V159H147ZM172 160L174 161V158H172ZM171 160V161H172ZM23 161V162H22ZM64 161V160H63ZM87 161H89V163L91 162H93V161H91L90 160V158H89V160L87 159ZM113 161V160H112ZM112 161H110V163H108L109 164V166L107 167V165L108 164H106V166H105V168L107 167V168H109L110 167V165H111V163H112ZM116 161V162H117ZM133 161H134V163H133ZM173 161H172V163H173ZM202 161V160H201ZM203 161H204V158H203ZM39 162H41V160L39 161ZM39 162H38V164H39ZM44 162H46V161H44ZM43 162V164H47V163H44ZM53 162V161H52ZM52 162L51 163H48L49 164V166H51V164H52ZM56 162V161H55ZM54 162V163H55ZM75 163H76V160L74 161ZM77 162H78V160H77ZM80 162V161H79ZM96 161L94 160V163H95ZM99 162V161H98ZM97 162V163H98ZM108 161H106V163H107ZM146 162V161H145ZM175 162V161H174ZM193 162V161H192ZM191 162V163H192ZM196 162H197V160H196ZM196 162L193 164V165H191L192 167H190V170L187 168V170H188V172L189 173H186V175L187 176H185L186 178L184 179V180H182L183 178H184V176L181 174V175H179V178L181 179V180H179L178 181V183L177 184H175L176 185V187H175V189H176V193H175V195H173L174 197L172 198V194H171V198L169 197V196H167V198L168 199H166L167 201H165L164 199L165 198H163V200H164V202H163V200H162V202L163 203H160L159 202V199H158V201H156L155 200V203H154V205H155V211H153L154 213H150V214H152V217H153V215L155 214V212H157L158 210H156V204H157V206H158V204H162L161 206H162V208L160 207V205L158 206L159 208H161V210H159L158 212H160V214H159V216L157 217L158 218V221H157V227L155 226V228H156V233H155V236L152 238L153 239V241H154V243H155V245H154V247H153V245L151 246V248H153V249H150V248H148V247H145L146 246V242L145 241H147L148 240V238L150 237V239H151V236H149L148 235V237H146L147 236V234H151V233H147V234H145L146 236H144V234H142L141 235V239H144L143 237H146L147 238V240H145L144 242L146 243L145 245H144V242H143V240H142V243H143V245H142V243L140 244V245H142V246H144L145 248H148L149 250H151V252L149 253L148 252V254H147V251H145V253L147 254H144V252H143V250H144V248L142 249V251L141 250H139L138 251V253H135L136 252V248H135V252L134 251H132V252H134V254L135 255H137V254H139L140 253V255H138L137 257H139V260H136V264H148V262L150 263V261H151V263L153 262L152 260H150V261H147V259L149 260L150 259V257L152 256V253L154 252V251H157L158 253H159V251L161 250V249H159V250H157L158 248H159V246L161 247V245H159V242H160V239H162L163 238V236H162V231H161V229L162 228H170V234H174L175 232H181L183 229L185 230V231H187V230H189V229H185V227H183L182 226V221L184 222V220H183V218L186 216V217H190V218H192L191 220H192V223H193V221L194 220H196L197 218H195V217H198L199 218V216L197 215L199 212H201L202 213V211L204 212H206L207 210H210L212 213L214 212V210H216V208L218 207H221L220 205H226L225 207H227L228 206V209H229V206H232V207H237L239 210H240V212H241V208L243 209L242 210V212H244V210H245V212H247V211H253L255 214H257L258 215V213H257V211H259L260 213L262 212V214H263V217H264V208L262 207V205H261V200L259 201V197H257V195H258V191H259V186L258 185H260V184H258V185H256L257 184V181H255L256 182V186H257V189L256 190H258L257 191V193H256V191L253 189V183L252 184H250V186L252 185V187H248L247 185H248V181L246 182L247 183V185H246V183L244 184V186H242L241 185V180H240V182H238L236 179V177H235V175H233V170L231 171V169H230V171H228L229 173H227L226 171H227V169H226V171L225 170H221V165H220V170L219 171H221L222 172V180H223V182H222V185L220 184L219 186L217 185L218 183L216 182V181H213L212 182V180H211V178L209 179L208 177H210L211 176V174L210 175H208V177H206V176H204V180L202 179L201 180V178L203 177V175H206V174H208V172H206L204 169V167L206 166V164H205V162L207 163V162H209L210 163V160L209 159H207V160H205V162H203V164H204V167H202L201 166V164H202V162H201V164H200V160H199V163L198 164H200V165H198V166H201L202 168H204L203 170L205 171V173H204V171H203V174H202V176H199L200 178H198V176H197V174H196V168H195V165H196ZM61 163H62V166H61ZM71 163H73V162H70V164ZM81 163V165H84V164H82L83 163V159H82V161L80 162ZM132 163L134 164L133 165V169H131V166H132ZM176 163H177V161H176ZM181 164V162H178V164ZM190 163V162H189ZM190 163V164H191ZM96 164V163H95ZM95 164L93 165V163H92V165H90V167H92V166H95ZM100 164H101V166L103 167V165H102V160H101V162H100ZM100 164H99V166H100ZM59 165L61 166L60 168H59ZM71 165H73V164H71ZM70 165V166H71ZM74 165H77V164H74ZM80 165V164H79ZM156 165H158V164H156ZM173 165V164H172ZM208 165H211V164H208ZM39 166V165H38ZM47 166V165H46ZM45 167L46 169L47 168H52V167ZM53 166V165H52ZM99 166H97L98 168H99ZM101 166H100V168H101ZM212 166V165H211ZM241 165H239V167H240ZM67 167H68V165H67ZM72 167V166H71ZM82 167V166H81ZM89 167V169H92V168H90ZM181 167V166H180ZM187 167V166H186ZM208 167V166H207ZM224 167V166H223ZM53 168H54V166H53ZM156 167H154V169H155ZM199 168V167H198ZM202 168H201V170H202ZM241 168V167H240ZM73 169V168H72ZM75 169V168H74ZM81 169H83V168H80V166H79V170H81ZM110 169H111V167H110ZM136 169V170H137ZM139 169H138V171L137 172H139ZM174 169H175V166H174ZM184 169H185V172H186V168L184 167ZM183 169V170H184ZM225 169V168H224ZM243 169V168H242ZM41 170V171H42ZM49 170V173H51L50 171V169H47V171ZM63 170L61 171L62 173H63ZM95 171V169H92V171ZM98 169H96V171H97ZM100 170V169H99ZM102 170H104V171H107V169L105 170L104 169V167H103V169ZM102 170H101V173H102ZM109 170V169H108ZM198 170V169H197ZM38 171V172H37ZM43 171H42V173H43ZM52 171H54V170H52ZM56 172H57V169L55 170ZM68 171H70V167H69V170ZM74 171V170H73ZM82 171V170H81ZM81 171H79V172H81ZM92 171H90V173L92 172ZM93 171V172H94ZM103 171V172H104ZM111 171H112V169H111ZM126 171H128L127 173H126ZM141 171H142V173H141ZM141 171H140V177L143 175V167H142V169H141ZM144 171H145V168H144ZM181 171H182V169H181ZM180 171V172H181ZM200 171V170H199ZM236 171V170H235ZM243 171V170H242ZM93 172H92V174H93ZM120 172V171H119ZM135 172V171H134ZM177 172H179V171H177ZM179 172V173H180ZM184 172V173H185ZM202 172V171H201ZM201 172H200V174H201ZM210 172V171H209ZM230 172H232L231 174H230ZM61 173V174H62ZM76 173H78V171L76 170ZM98 173V172H97ZM99 173H100V171H99ZM100 173V174H101ZM105 173V172H104ZM103 173V174H104ZM113 173H115V172H113ZM118 173V172H117ZM116 173V174H117ZM157 173H158V171H157ZM181 173H183V171L181 172ZM237 173V171L235 172V174ZM246 173H247V171H246ZM250 173V172H249ZM41 174V173H40ZM52 174H53V172L51 173V176H52ZM55 174V173H54ZM60 174V173H59ZM70 174V173H69ZM72 174V173H71ZM91 174V175H92ZM106 174H107V172H106ZM137 173H134V175H133V173H131L130 174V176H132L133 175V178H134V176L136 175ZM142 174V175H141ZM160 174V173H159ZM248 174V173H247ZM42 175V174H41ZM44 175V174H43ZM42 175V176H43ZM45 175H44V177H45ZM91 175H88V176H90V178H91ZM95 175V176H94ZM94 180H95V178H96V174H95V172H94ZM102 175V174H101ZM105 175V174H104ZM104 175H102V176H104ZM108 175H110L109 174V172H108ZM108 175H107V177H108ZM117 175H119V174H117ZM120 175H121V173H120ZM119 175V176H120ZM176 176H177V174H175ZM213 175V174H212ZM41 176V178H43ZM54 176V175H53ZM53 176H52V178H53ZM68 176H70V175H68ZM74 176V175H73ZM75 176H76V174H75ZM86 176H87V174H86ZM114 176V175H113ZM122 176V180H123V182L121 183V184H123L124 183V179L126 178V177H124V179H123V176H124V174H122L121 175ZM128 176H129V174H128ZM157 176H158V174H157ZM183 176V177H182ZM214 177H215V175H213ZM237 176V175H236ZM240 176V175H239ZM245 176V175H244ZM249 176V175H248ZM66 177V176H65ZM71 177V176H70ZM70 177H68V178H70ZM79 177V176H78ZM78 177H77V180H78ZM97 177H99V179L101 178V180H102V177H100L99 176V174L97 175ZM105 177H106V175L104 176V179L103 180H106L107 179V177H106V179H105ZM112 177V176H111ZM241 178L240 179H242V176H240ZM247 177V176H246ZM48 178H51L49 175H48ZM73 178V177H72ZM109 178H110V176H109ZM109 178H108V180H109ZM115 178L116 177H113V179H114V181H112V178H111V182L109 181V183L108 184H110V183H113V182H115L116 180H115ZM118 178V177H117ZM135 178H136V176H135ZM142 178H143V176H142ZM142 178H141V181H145V180H142ZM167 178V177H166ZM175 178V177H174ZM177 178V177H176ZM205 178H208L209 180H205ZM250 178H251V176H250ZM249 178V179H250ZM39 179V180H38ZM54 179V178H53ZM79 179H80V177H79ZM88 179V182H89V178H87ZM92 180H93V177L91 178ZM98 179V180H99ZM119 179H121V178H119ZM126 179H130L131 180V178L129 177V178H126ZM213 179V178H212ZM238 179H239V177H238ZM252 179H253V177H252ZM50 180V179H49ZM62 180H64V177H63V179ZM93 180V181H94ZM103 180H102V182H103ZM211 180V181H210ZM217 180V179H216ZM255 180V179H254ZM41 183H40V182ZM52 180H50V182H51ZM93 181L92 182H90V185L93 183ZM119 181L120 180H118V184H119ZM218 182H219V180H217ZM250 181L252 182V180L250 179ZM55 182H57V179H55V181H54V183ZM59 182H57V183H59ZM96 182V181H95ZM105 182V181H104ZM127 182H129V181H125V186L124 187H126V183ZM131 182H132V184L134 183L132 180H131ZM131 182H129L128 184L129 185H132V184H130ZM214 182H216V184L214 183ZM251 182H249V183H251ZM59 183V184H60ZM84 183H85V181H84ZM97 184V186H98V184H100L99 182H96ZM136 183V182H135ZM220 183H221V181H220ZM53 184V183H52ZM61 184H60V186H61ZM115 184H117V182L115 183ZM50 185V184H49ZM95 185V184H94ZM112 185V184H111ZM145 184H143V185H141V186H144ZM148 185V184H147ZM151 184H149V186H150ZM158 185V184H157ZM157 185H155V187L157 188L158 186ZM160 185V184H159ZM163 187H164V189L166 188L165 187V185H163V184H161ZM167 185V184H166ZM169 185V184H168ZM246 185V186H245ZM64 186H65V188L67 187V190L64 188ZM85 187V188H82V187ZM96 186V188L98 189V187ZM114 183H113V185H112V187H113V189H114ZM118 186V185H117ZM117 186H115V187H117ZM128 186V185H127ZM134 187H135V185H133ZM137 186H138V184H137ZM146 186V185H145ZM148 186V187H149ZM171 186V185H170ZM255 186V187H256ZM56 187V185H54V188ZM130 187V186H129ZM133 187V188H134ZM147 187V186H146ZM172 187H174V185H172ZM50 188H51V186H50ZM57 189H58V187H56ZM89 188V187H88ZM118 188V187H117ZM116 188V189H117ZM131 189H132V187H130ZM137 187H135L134 189H136ZM153 188V187H152ZM156 188H155V190H156ZM162 188V187H161ZM168 188V187H167ZM56 189V190H57ZM87 189V188H86ZM95 189V188H94ZM108 189H109V187H108ZM121 189H123V187L121 188ZM125 189H127V191H129L130 189L129 188H125ZM129 189V190H128ZM133 189V190H134ZM139 189H142V187L140 188L139 187ZM171 189V188H170ZM53 189H51V191H52ZM72 190V191H71ZM89 190V189H88ZM105 190H106V192H105ZM124 190V189H123ZM123 190L121 191V192H123ZM146 190H147V188H146ZM150 190H151V186H150ZM150 190H147L146 192H147V194L146 193H144V192H142L143 193V195L144 194H146L147 195V197H149L150 196V194L148 193V192H150ZM155 190H154V192H155ZM158 190V189H157ZM168 190H169V188H168ZM73 192V193H71V194H73L74 195V198L73 197H69L70 196V193L69 192ZM74 191H75V188H74ZM109 191H110V189H109ZM108 191V192H109ZM111 191H112V189H111ZM110 191V192H111ZM115 191V190H114ZM135 191V190H134ZM143 191V190H142ZM151 191H153V189L151 190ZM160 192L162 191V190H159ZM55 192V191H54ZM57 192V191H56ZM56 192H55V194H56ZM121 192L119 193V194H121ZM130 192L132 193V191L130 190ZM137 191H135V195H134V198H135V196H136V193ZM138 192H139V190H138ZM154 192H152L153 194H154ZM163 193H165L166 192V190H165V192L164 191H162ZM169 192V191H168ZM167 192V193H168ZM68 193H69V196H68ZM129 193V192H128ZM128 193H126V194H128ZM134 193V192H133ZM151 193V194H152ZM157 193H158V191H157ZM167 193H165L166 195H167ZM171 193H173V192H171ZM19 194L21 195V196H19ZM52 194H54V193H52L51 192V195ZM59 194V193H58ZM110 194H112V193H110ZM124 194H125V191H124ZM149 194V195H148ZM165 194H163L164 196H165ZM169 194H170V192H169ZM168 194V195H169ZM259 194H262V191H260V193ZM141 193L139 192V197L141 198ZM163 195H162V197H163ZM109 196V197H108ZM118 195H117V193H115V197H117ZM129 196V198L127 199L126 198V200H132L131 199V197L132 196H130V194L128 195ZM152 196V195H151ZM259 196V195H258ZM112 197V196H111ZM114 197V198H115ZM161 197V196H160ZM166 197V196H165ZM69 200H68V199ZM114 198H112V200L114 199ZM118 198H120V195H119V197ZM118 198H117V200L116 201H114L115 203L113 204V206L114 205H117V206H119L120 208L123 206V208L125 207V203H123V202H126L125 201V197L123 198L124 200H123V202H122V205L121 204H118V202H120V200L122 201V196H121V199L118 201ZM158 198V197H157ZM156 198V199H157ZM261 198H262V196H261ZM138 200H139V198H137ZM146 198L144 197V200H145ZM148 199V198H147ZM146 199V200H147ZM160 199H162V198H160ZM19 200V201H18ZM54 200H55V203H54ZM136 200V199H135ZM141 200H142V205H143V203H144V205H146L145 204V202H143V198L142 199H140V201H139V203H141ZM149 200V199H148ZM169 200V201H168ZM25 201V200H24ZM53 201V204H51V202ZM61 201H63L62 199H61ZM110 201H111V199H110ZM118 201V202H117ZM134 201V200H133ZM132 201V202H133ZM151 201V200H150ZM11 202V203H10ZM117 202V203H116ZM148 202V201H147ZM156 202H159V203H156ZM21 203V202H20ZM19 203V204H20ZM25 203V202H24ZM108 203H110V202H108ZM130 203H131V201H130ZM14 204V203H13ZM91 204H95V206H96V204H97V206H98V208H97V206H96V210L94 211V210H92V212H93V215L92 216H95V218H96V222H94L93 220H95V218L92 220L93 222H91L93 225H94V229L95 230H93L94 231V233L93 234H90V228H88V227H90V226H88L87 227V225H89L88 224V220H90L91 219V217H89V215H88V217L87 218H89L87 221H86V215L87 214H85V212H87L88 211V209H87V211H85V208H88V206L90 205V206H92V208H93V205H91ZM129 205V203H126V208H127V206ZM55 206L54 208H56L55 210H54V208L52 207V206ZM108 205H110V207H111V205L112 204H108ZM108 205H106V207H107V209L109 208L108 207ZM137 205H138V202H137ZM10 206H9V209H10ZM22 206V208H24L23 207V205H21ZM25 206H27V204L25 205ZM94 206V207H95ZM112 206V207H113ZM140 206L141 205H139V208H140ZM151 206V205H150ZM13 207H14V205H13ZM104 207H105V205H103V209H104ZM112 207H111V210H115L114 212H116V209H114V207H116V206H114L113 207V209H112ZM118 207V208H119ZM143 207V206H142ZM148 208H149V206H147ZM147 207L145 208V206L142 208L143 209V213L145 214V210L147 209ZM223 207V206H222ZM224 207V209H226ZM12 208V207H11ZM15 208L17 209V205L15 204ZM59 208V209H58ZM120 208L119 209H117L118 210V213H119V210H120ZM129 208V207H128ZM144 208H145V210H144ZM151 208V207H150ZM13 209V211H14V208H12ZM19 209V208H18ZM89 209H90V207H89ZM101 209V208H100ZM99 209V210H100ZM122 209V208H121ZM125 209V208H124ZM124 209H122V210H124ZM131 211H130V213H133L134 211H135V209H136V211L135 212H137V210H138V208L134 205V202L133 203H131V206H130V208H129ZM235 209V208H234ZM234 209H232L231 208V210L232 211H235ZM31 210V211H32ZM59 210V211H58ZM105 210V209H104ZM122 210H120V212L122 213V212H124V211H122ZM153 210V209H152ZM247 210V211H246ZM2 211H4V210H2ZM9 210L7 209V212H8ZM17 211H19V210H17ZM16 211V212H17ZM36 211H33L32 212V215H31V218H33V217H36V216H39L40 217V215H38L37 214V212ZM138 211H140V209L138 210ZM150 211V210H149ZM229 211V210H228ZM5 212V211H4ZM6 212V213H7ZM11 212H12V210H11ZM21 212V214H23L22 213V211H20ZM19 212V213H20ZM24 212V211H23ZM25 212H28V214L30 213L29 211H26L25 210ZM36 212V213H35ZM41 212V213H40ZM100 212H103L102 214H103V218H106L105 217V215H104V211H102V210H100ZM99 212V214H100V217H101V213ZM109 212V211H108ZM126 212V211H125ZM124 212V213H125ZM129 212V211H128ZM134 212V213H135ZM158 212H157V214H158ZM237 213H238V211H236ZM236 212H235V214H236ZM241 212V213H242ZM15 213V212H14ZM36 214V216L35 215H33V214ZM90 213V212H89ZM106 213V212H105ZM117 213V212H116ZM121 213H119L120 215H121ZM138 213V212H137ZM139 213H141V215H142V211H140ZM138 213V214H139ZM147 213H149V212H147ZM207 213H208V211H207ZM216 213L217 214H221V211L218 213V211L216 210ZM223 213V212H222ZM224 213H225V211H224ZM240 213V214H241ZM253 213V214H254ZM1 215H2V212L0 213ZM17 214H18V212H17ZM16 214V215H17ZM92 214V213H91ZM91 214H90V216H91ZM109 214V213H108ZM123 214V213H122ZM126 214V213H125ZM124 214V215H125ZM143 214V215H144ZM149 214V215H150ZM219 214V215H220ZM234 214V213H233ZM245 214V216L247 215L246 213H244ZM243 214V215H244ZM254 214V216H256ZM261 214V215H262ZM4 215V214H3ZM8 215H12V214H8ZM15 214H14V216H16ZM26 215H27V213H26ZM25 215V216H26ZM129 216V213H127L126 214V216ZM140 215V214H139ZM139 215H138V217H139ZM147 214H145V216H146ZM204 215V214H203ZM210 215V212L208 213V215L207 214H205V217H210V218H212V215L211 216H209ZM249 215H250V213H249ZM260 215V214H259ZM260 215V216H261ZM6 216V215H5ZM14 216H13V218H14ZM24 216V217H25ZM33 216V217H32ZM125 216V217H126ZM133 217H134V215H132ZM132 216L130 215V218H132ZM135 216H136V220H139V219H137V214H135ZM155 216H156V214H155ZM213 216H215V215H213ZM229 216V215H228ZM237 216V215H236ZM252 216V215H251ZM1 217V216H0ZM17 217H18V215H17ZM22 217V216H21ZM28 217V216H27ZM108 217H107V219H108ZM119 217V216H118ZM122 217H123V215H122ZM151 217V216H150ZM151 217V218H152ZM238 217V216H237ZM244 217V216H243ZM257 217H259V216H257ZM262 217V218H263ZM9 218H10V216H9ZM9 218H7V216H6V219H8L9 220ZM12 218V220L14 221V219ZM18 218H20V216L18 217ZM38 218V217H37ZM37 218H36V220H37ZM86 218V219H85ZM115 218V217H114ZM117 218V217H116ZM124 218V217H123ZM144 217L142 216V218L141 219H143ZM147 218V217H146ZM149 218V217H148ZM154 218L155 217H153V221H156V220H154ZM156 218V219H157ZM195 218V219H194ZM201 218V217H200ZM203 218V217H202ZM5 219V218H4ZM6 219L5 220H3V217H1V219H0V240H2V243L0 242V264H36L34 261H35V259L37 258V257H35V259L33 260V258H31V253L33 252V251H35V250H38V248H39V250H38V253L39 254H44V253H41V250L44 248H42V246H38V248L37 249H35V250H33L32 249V251L30 250V246H28L29 248V251H31V252H28L27 253V251L28 250H26L25 251V248H27V247H25L24 245L26 244H22L24 241H22V238H19L18 239V237H21V236H24V231L22 232L23 233V235L21 234V235H19L18 236V232L16 233L17 235H14L15 234V232H14V227L13 226H15V224L14 225H11V223L10 222H8V221H6ZM29 219H30V216H29ZM129 219V218H128ZM134 219V218H133ZM209 219V218H208ZM208 219H207V222H208ZM214 219V218H213ZM25 220V219H24ZM28 220V219H27ZM33 220V219H32ZM38 220H39V218H38ZM104 222V224H102L101 222L102 221ZM116 220V219H115ZM121 221V219H118V220H116V222H118V221ZM123 220H125V218L123 219ZM147 220V219H146ZM149 220V219H148ZM188 220V219H187ZM205 220L206 219H204V222H205ZM17 221H18V219H17ZM17 221H16V226L15 227H17V229H19L20 227V229H22V227L24 226V225H22L21 226V224H22V222L24 223L25 221H23V220H20L19 219V223H21L20 224V226H19V228H18V226H17V224H19V223H17ZM40 221V220H39ZM91 221V220H90ZM90 221H89V223H90ZM108 221V220H107ZM135 221V220H134ZM134 221H132V223L134 222ZM141 221H143V223L145 222L144 220H141ZM140 220L138 221L139 223L141 222ZM152 221V220H151ZM152 221V222H153ZM198 221H199V219H198ZM210 221H213V220H210ZM15 222V221H14ZM34 222V223H33ZM31 221L30 222V220H28V222L27 223H33L31 226H33L34 224H35V219H34V221ZM129 222H131V221H129ZM129 222H127V224L129 223ZM148 222V221H147ZM203 222V223H204ZM246 222V221H245ZM108 224L110 223V222H107ZM131 223V224H132ZM143 223H142V225H143ZM195 223V222H194ZM210 223V222H209ZM209 223H208V226H209ZM25 224V223H24ZM28 224V225H29ZM119 224V223H118ZM135 224V223H134ZM133 224V227L134 226H136V227H134L135 229H137L138 230V232L136 233V234H134V233H131V232H133V231H131L130 233L132 234V236H133V240H135V242H136V246H137V240H138V238H139V236H140V233H142V232H144V231H139V230H141L140 229V226H139V224H137V222H136V225H134ZM147 224V223H146ZM195 224H197V226H198V223H195ZM139 227H138V226ZM141 225V226H142ZM148 225H149V223H148ZM30 226V230H33V235H34V229H33V227H31ZM92 226V225H91ZM107 226H109V225H107ZM128 226H130V225H128ZM199 226H200V224H199ZM201 226H202V223H201ZM204 226V225H203ZM27 227H29V226H27ZM26 227V228H27ZM34 227V228H35ZM104 227V228H103ZM113 227V228H112ZM143 227H145V223H144V226ZM205 227V226H204ZM202 228L201 227V230H203V229H205V228ZM211 227H213V226H211ZM252 227V226H251ZM250 227V228H251ZM134 228H130V230L131 229H134ZM142 228V227H141ZM150 227L148 226V228H147V231H148V229H149ZM199 228V227H198ZM197 228V229H198ZM16 229V228H15ZM19 229V230H20ZM25 229V228H24ZM90 229V230H89ZM123 229H124V231H123ZM129 229V228H128ZM200 229V228H199ZM208 229H210V228H208ZM207 229V231H210V230H208ZM18 230V231H19ZM25 230H29L28 228L27 229H25ZM87 230V231H86ZM130 230H127V232H129ZM144 230H145V228H144ZM152 230V229H151ZM214 230V229H213ZM212 230V231H213ZM17 231V230H16ZM38 231H40V230H38ZM92 231V232H93ZM146 231V232H147ZM150 231V230H149ZM154 231H155V229H154ZM203 231H205V230H203ZM211 231V232H212ZM221 231V230H220ZM20 232H21V230H20ZM19 232V233H20ZM31 233H32V231H30ZM30 232L28 231V233L30 234ZM134 232H136V230H134ZM162 232V233H161ZM184 232V231H183ZM201 232V231H200ZM26 233V232H25ZM205 233V232H204ZM214 233V232H213ZM220 233H222V232H216V234H217V236L220 234ZM124 233H122V235H123ZM129 233H127V235H128ZM166 234V233H165ZM169 234V235H170ZM175 234H177V233H175ZM181 234V233H180ZM224 234V233H223ZM222 234V235H223ZM264 234V233H263ZM26 235V234H25ZM32 235V234H31ZM125 235H126V233H125ZM124 235V236H125ZM130 235V234H129ZM134 235H136V237H134ZM153 235H154V233H153ZM164 235V234H163ZM183 235V234H182ZM16 236H18V237H16ZM30 236V235H29ZM27 237V238H29V240L31 239V241H33V237L32 238H30V237ZM37 236V235H36ZM40 236V237H39ZM131 236V235H130ZM129 236V237H130ZM168 236V235H167ZM174 236V235H173ZM123 237V236H122ZM121 237V239H124V238H126V236L124 237V238H122ZM179 237H180V235H179ZM25 238H26V236H25ZM25 238H23L24 240H25ZM36 238V237H35ZM41 238V239H42ZM135 238V239H134ZM175 238V237H174ZM174 238H173V241L178 245V244H180L181 243V240L182 239H178V238H176L175 240H174ZM261 238V237H260ZM263 238V237H262ZM37 239V238H36ZM40 239V240H41ZM120 239V238H119ZM130 239H132V238H129V240ZM140 239V240H141ZM149 239V240H150ZM196 239V238H195ZM194 239V240H195ZM198 239H199V237H198ZM35 240V239H34ZM38 240V239H37ZM118 240V241H117ZM128 239H126V242L127 241H129ZM140 240H139V242H140ZM28 241V240H27ZM125 241V240H124ZM123 241V242H124ZM173 241H170L171 243L173 242ZM183 241V240H182ZM199 241V240H198ZM25 242H26V240H25ZM38 242H39V240H38ZM41 242H39V243H41ZM134 242V241H133ZM148 242V241H147ZM251 242V241H250ZM29 243V242H28ZM27 243V244H28ZM34 243V244H33ZM33 243H31L30 242V245L31 244H33V246L35 245V243L37 244V242L36 241H33ZM130 243H132V241H129V244ZM174 243V244H175ZM218 244L220 243L219 241L217 242ZM51 244H53L54 246H52ZM127 244V243H126ZM126 244H124L125 246H126ZM149 244V243H148ZM161 244V243H160ZM202 244V243H201ZM204 244H207V243H204ZM209 244V243H208ZM208 244L206 245V246H208ZM210 244H211V242H210ZM214 244V243H213ZM218 244H216V246H218ZM248 244H264V243H262V240L261 239H257L256 241L254 240V241H252L251 243H248ZM8 245V246H7ZM37 245H39V244H37ZM36 245V246H37ZM131 245V244H130ZM184 245V244H183ZM7 246V247H6ZM178 246H180V245H178ZM185 246V245H184ZM187 246V245H186ZM213 246V248H214V245H212ZM25 247V248H24ZM46 247H48L47 245H46ZM45 247V248H46ZM50 247V249L51 250H53L52 248ZM108 247V246H107ZM129 248H130V246H128ZM139 247V248H138ZM138 249H141L140 248V246H139V244H138ZM180 247H182V246H180ZM180 247H178V248H180ZM31 248H32V246H31ZM33 248H35V247H33ZM42 248V249H41ZM110 248V249H111ZM119 248V249H118ZM123 248H124V246H123ZM169 248V247H168ZM174 249H176V247H173ZM177 248V249H178ZM212 248V247H211ZM125 249V248H124ZM163 249V248H162ZM166 250H169V249H167V248H165ZM174 249H173V251H174ZM183 249V248H182ZM190 250H189V252L191 251V248H189ZM44 250V249H43ZM46 250H47V253L49 252V248H46L45 250H44V252H45V254L44 255H46L47 253H46ZM164 250V249H163ZM163 250H161L160 251V253L161 252H163ZM180 251H177L176 253L178 254V252H181V249H179ZM185 251H186V248L184 249ZM55 251V250H54ZM54 251H53V253H54ZM124 251V252H123ZM165 251V250H164ZM184 251V252H185ZM187 251H188V248H187ZM171 252V251H170ZM191 252H193V250L191 251ZM196 252V251H195ZM36 253H37V251H36ZM36 253L35 252H33V254H35L36 255ZM37 253V254H38ZM51 253H52V251H51ZM51 253H49V255L50 256H52L51 255ZM182 253V252H181ZM157 254V253H156ZM163 254H165V253H163ZM172 254L173 255H175L173 252H172ZM48 255V254H47ZM114 255V256H115ZM132 255H133V253H132ZM173 255H171V253H170V255L169 256H173ZM37 256H39V255H37ZM43 256V255H42ZM113 256V255H112ZM154 256H155V253H154ZM153 256V258H155ZM189 256V255H188ZM192 257H194V255H191ZM191 256H190V259H192L191 258ZM32 257H34V256H32ZM44 257V256H43ZM41 258L40 259V257H39V261H37L38 259H36V261H37V264H38V262H40V260H42V259H44L45 260V258ZM123 257H125V258H123ZM158 257H160V254L158 255ZM197 256H195V258H196ZM53 258V257H52ZM51 258V259H52ZM109 258H111V254H110V257ZM185 258V257H184ZM49 259L50 258H47L46 260L47 261H49ZM115 259H114V262H115ZM133 259H134V257H133ZM135 259H136V257H135ZM112 260V259H111ZM155 260H156V258H155ZM187 261V264H190L191 262L190 261H193L194 259H192V260H190L189 262L190 263H188V259H184L183 261ZM197 260H199L200 261V259H197ZM196 259H195V261H197ZM47 261H43L44 262V264H45V262H47ZM52 261H54V258H53V260ZM51 261V262H52ZM110 261V260H109ZM118 261H119V259L115 262L116 264H118ZM120 261H119V263H120ZM135 261V260H134ZM161 261V260H160ZM167 261V260H166ZM166 261H165V264H168V263H166ZM171 261L173 262V260L171 259ZM171 261H170V263H171ZM182 260L180 261V263L181 262H183ZM194 261V262H195ZM202 261V260H201ZM200 261V262H201ZM43 262H41L42 264H43ZM51 262H49V263H51ZM111 262V261H110ZM163 262V261H162ZM174 262H175V260H174ZM211 262V261H210ZM209 262V263H210ZM48 263V262H47ZM46 263V264H47ZM54 263V262H53ZM112 263V262H111ZM132 263H133V260H132ZM179 262H178V264H180ZM186 263V262H185ZM184 263V264H185ZM205 263V262H204ZM206 263H208V261L206 262ZM208 263V264H209ZM40 264V263H39ZM114 264V263H113ZM135 264V263H134ZM156 264V263H155ZM160 264H162V263H160ZM164 264V263H163ZM171 264H173V263H171ZM194 264V263H193ZM200 264V263H199ZM211 264H214V263H212L211 262Z\"/></svg>", "mask_w": 264, "mask_h": 264}]
</instances>
